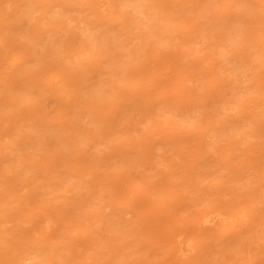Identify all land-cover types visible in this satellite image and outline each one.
I'll return each mask as SVG.
<instances>
[{
  "label": "bare ground",
  "instance_id": "obj_1",
  "mask_svg": "<svg viewBox=\"0 0 264 264\" xmlns=\"http://www.w3.org/2000/svg\"><path fill=\"white\" fill-rule=\"evenodd\" d=\"M140 1L141 2H144V1H148L149 3H147L146 5H141V4H143V3H140ZM139 2H137L138 4H136L135 3V1H133V2H131L130 1V3H129V1H127L128 3H124L123 2V0H0V12L2 13V12H5V13H7L8 12V14H10L9 16H14V15H16V16H14L15 18H18V20H16V22L18 21V23H15L14 22V26L16 25V24H18V27H19V29H21V27H23L24 25L26 26V23L28 24V22H29V20H32L33 19V21L35 22H37L38 23V26L40 25L39 23H45L44 25H46L47 24V28L48 29H55V28H57V27H59L60 29L63 27V26H65V25H68L69 26V28H76V29H78L79 30V32L76 34L75 32H74V30L73 31H71V30H69V32H72V35H73V32H74V35H73V37H72V39L74 40H72L71 41V34L69 33V32H67V29H68V27H64V31L65 32H67V34H70V35H64L63 33H62V35H64L63 37H69L70 38V40H68V38H67V40L65 39V41H64V39H62L63 41H61V42H65L64 44H62L60 41H59V39L62 37V35L61 34H59V35H61V37L59 38H57V39H55V37H54V40H55V42H58L59 41V43H61V44H59V45H61L60 47H54V48H56V50L58 49V51H55L54 49H53V51H54V53H58L60 50V48H61V53L63 52V54H65V57L67 58H69L67 61H65V62H67L66 63V65H65V67H67V68H69V70L71 71V68L72 69H75V67H76V65H77V62H78V65H79V61H81V63L80 64H82L81 65V67H78V68H80V69H82L83 70V67L82 66H84V64H85V66L84 67H86V65H87V68H89L90 67V69H89V71H92L93 72V70H94V68H95V64L93 65V60L94 59H97V63H99V61L98 60H100V59H98V57L97 56H101L104 52H105V47L107 46V45H109V44H111L110 46L111 47H109V48H111V49H113V45L114 44H116V45H118V44H121V42H123L124 43V41H123V37L122 36H120V35H122V34H124L125 33V29H126V27H133V29H130V31H131V34H133V35H135V34H137V35H135V36H137L136 37V39L137 38H140V40H142V39H145V38H147V39H150L151 41H153L154 43H157V45H158V47H160L161 48V46H164V45H167V44H169V45H171L173 48L174 47H177V48H182V51H180L179 53H180V55L178 54V51H176V52H174L175 53V55H179V57H176L177 58V60L180 58V57H183V56H189L190 54L192 55V53H194V51H195V48L197 49V46H196V44H200L202 41H203V39L205 38V39H207L208 37H207V34L209 33V34H217V33H220V38H218V40L215 42V43H218L219 45H220V48L221 49H223L222 50V52L224 51V50H226V49H228L227 48V46L228 45H232L233 46V48H234V46L235 45H237L238 43L236 42V41H234V40H236L235 38L236 37H238L239 35L240 36H242V35H244V32H246L247 34L246 35H248L249 37H251V38H255L256 40L254 41V44H252V46H254V48H256V46L257 47H262V45H263V47H264V2H258V1H256V0H242V2L241 3H233L234 1L233 0H222V3H220V4H222V9H224V10H220V11H218V12H220V14H218L219 15V17L217 18V17H215V16H212V15H209L208 17H210L208 20L205 18V24L203 25V27L200 29L199 27H197V25H198V22L196 21V19L194 20V18H193V16H192V18L190 17V15H192V14H194V13H199L200 14V12H206L207 13V11H210V12H212L213 11V9H214V7L217 5V3H218V1L219 0H190V1H188L187 3L188 4H191V5H189L188 7H187V11H186V9L183 11L182 9H181V7H180V5H178V4H176V9L175 8H173V7H171V9H168V7L169 6H167L166 8L164 7V8H159L158 7V4L159 3H157V6H156V4H153L154 6H155V8H152L153 10L151 11V3L150 2H152L153 3V1H151V0H140ZM156 2H158V1H160V0H155ZM161 1H163V0H161ZM168 1V0H167ZM167 1H165L166 3H167ZM192 1V2H191ZM221 1V0H220ZM229 1H230V3H229ZM264 1V0H263ZM146 2H144V4L146 3ZM164 2V3H165ZM171 2H172V0H171ZM175 2V1H174ZM179 2H181V0H179L178 1V3ZM190 2V3H189ZM231 2H232V4H231ZM140 3V4H139ZM162 4V5H165V4ZM149 4V6H150V9H148V7H147V5ZM179 4H181V3H179ZM187 4V5H188ZM98 5V6H97ZM175 5V4H174ZM173 5V6H174ZM177 5L180 7V9H178L177 8ZM234 6V9H232V11L230 10V6ZM236 5V6H235ZM257 5H259L258 7H259V10H261V11H257L259 14H258V17H257V14H256V16L255 17H257L258 19H259V21L257 22V26L256 27H252V26H250L249 25V27H248V25H246V23H248V21H250L249 20V18H247V15H246V13L244 12V11H253L256 7H257ZM121 6H123L122 8H121ZM128 6H129V9H125L126 7L128 8ZM137 6H141L142 7V9H138V7ZM153 6V7H154ZM166 6V5H165ZM181 6H183V5H181ZM255 6V8L254 9H252V7H254ZM1 7H3L2 9H1ZM89 7H91L92 8V11L93 12H91V13H87L86 12V9L87 8H89ZM157 7V8H156ZM160 7H161V5H160ZM121 8V9H120ZM185 8H186V6H185ZM217 8V7H216ZM215 8V9H216ZM251 8V9H250ZM147 9H148V11H147ZM14 11L15 12V14H13V13H10L11 11ZM177 11V13H178V10L180 11V10H182V12L180 11V13H181V17H180V14L178 13V15L177 16H175L174 14H177L176 12L174 13V11ZM258 10V9H257ZM10 11V12H9ZM256 11V10H255ZM255 11H254V13H255ZM185 12V13H184ZM134 13H137V15L136 14H134ZM139 13V14H138ZM182 13L183 14H185V16L184 15H182ZM186 13H191V14H186ZM252 13V12H251ZM4 14V13H3ZM12 14V15H11ZM198 14V15H199ZM205 14V13H204ZM248 14V13H247ZM139 15V16H138ZM187 15V16H186ZM254 15V14H253ZM195 16H196V14H195ZM93 17H95V18H93ZM96 17H98V18H100V20H98V19H96ZM117 17H119L120 18V20H116L117 19ZM197 17V16H196ZM256 18V19H257ZM257 19V20H258ZM201 20V19H200ZM8 22H9V20H7ZM122 23H121V22ZM134 21H138L139 23H140V25H138L139 26V30L140 31H137L135 28H134V26H133V24L134 25H136L137 26V23H135ZM33 22V23H34ZM6 24H7V22H5ZM113 23V24H112ZM10 24V23H9ZM115 24V25H114ZM116 24H118L117 26H116ZM35 25H37V24H35ZM44 25H41V26H39V27H41V28H43V27H45ZM6 26V25H5ZM8 26V25H7ZM17 26V25H16ZM38 26H37V28H38ZM62 26V27H61ZM75 26V27H74ZM26 27H29V26H26ZM196 27V28H195ZM13 28V27H12ZM37 28H36V26H35V29L33 30V31H35V32H33V31H31V30H29L28 29V31H31V32H28V35L31 33V35H33V37L35 36L34 34H38L37 32H36V30H37ZM254 28V29H253ZM256 28H257V30H259V35L257 34L256 36L254 35V33H256ZM136 30V32H135V30ZM26 30V29H25ZM62 30V29H61ZM62 30V31H63ZM120 30V32H118ZM1 31V30H0ZM43 31V30H42ZM48 31V30H47ZM57 31V30H56ZM6 32H7V30H6ZM44 32H46V31H44ZM49 32V31H48ZM55 32V31H54ZM205 33V35L204 36H201L199 39H197V37H199L202 33ZM8 33H10V32H8ZM16 33V32H15ZM34 33V34H33ZM43 33V32H42ZM57 33H58V31H57ZM56 33V34H57ZM119 33V34H118ZM135 33V34H134ZM184 33V34H183ZM201 33V34H200ZM241 33H242V35H241ZM17 34V33H16ZM200 34V35H199ZM18 35V34H17ZM24 35H27L26 33H24ZM30 35V38H32V36ZM39 35V34H38ZM126 34H124V36H125ZM203 35V34H202ZM3 35L1 34V37H2ZM10 36H12L13 38H14V35H10ZM23 36V35H22ZM6 37H7V35H6ZM19 37V36H18ZM245 37H247V36H245ZM47 38V37H46ZM51 38V37H50ZM128 38V36L126 35L125 37H124V40H126V42H127V40H129L130 39V37H129V39H127ZM132 38V37H131ZM210 38V37H209ZM135 39V40H136ZM213 39H214V37H213ZM239 39H241V38H239ZM17 40V39H16ZM31 39H29V41H30ZM51 40H52V38H51ZM134 40V39H133ZM139 40V41H140ZM249 40V39H248ZM252 40H254V39H252ZM252 40H250V42H252ZM37 41V40H36ZM67 41V42H66ZM70 41V42H69ZM132 41V39L129 41V43ZM146 40H142V43H141V41H140V44H141V46L142 45H144L143 43L145 42ZM211 41V40H210ZM229 43H227V42ZM237 41H238V38H237ZM240 41V46H241V40H239ZM9 42L12 44L13 42H14V40L13 41H10L9 40ZM96 42H98V45H97V47H96V51L94 52V50L92 49V47L93 46H95L96 45ZM115 42V43H114ZM136 42V41H135ZM134 41H133V43H135ZM148 42H149V40H148ZM214 42V41H213ZM28 43V42H27ZM39 43V42H38ZM43 43V42H42ZM40 44V45H36L37 46V48L40 46V47H44V44ZM132 43V42H131ZM151 43V42H150ZM150 43H147V41H146V44H145V48L147 49V51H149L150 53L153 51V53H151L152 55H150V56H153V54H154V48L153 47H157V45L155 46L154 44V46L152 47V46H149V47H146V46H148ZM214 43V44H215ZM51 44L52 43H50V44H48L47 46H48V48L50 47L51 48V53H52V46H51ZM113 44V45H112ZM125 44V43H124ZM193 44H195V46L193 47ZM211 44H212V42H211ZM251 44V43H250ZM24 45V44H23ZM22 45V46H23ZM28 45V44H27ZM54 45V44H53ZM63 45H65V46H63ZM128 45V43H126V46ZM139 45V44H138ZM256 45V46H255ZM9 46H10V48H9ZM18 46V45H17ZM17 46L16 45H9L8 43H6L5 41H4V38L2 37V39H0V63L2 64V62H1V60L4 62L5 61V63H6V76L10 73V71L14 68L13 66H15V65H17V63H21V61H20V58L22 57L21 56V53H20V51L18 50V48H17ZM58 46V45H57ZM115 46V45H114ZM124 46V45H123ZM122 46V47H123ZM203 47H205L204 45H202ZM27 47V46H26ZM38 48V49H42V51H43V48ZM131 47V46H130ZM133 47V46H132ZM152 48V50H148V49H151ZM157 47V51H159V48ZM231 47V46H230ZM69 48V49H68ZM90 48L92 49V50H90ZM115 48H119V47H115ZM124 48V47H123ZM122 48V49H123ZM128 48H129V46H128ZM127 48V49H128ZM134 48V47H133ZM139 48H142V47H139ZM166 48V47H165ZM236 49H237V47H235ZM234 48V49H235ZM259 48V49H260ZM65 49H67L66 51H64ZM72 49L74 50H76V52H75V50L74 51H72ZM230 49V48H229ZM239 49V48H238ZM258 49V51H261V50H264V49H261V50H259ZM118 50H120V49H117V52H119ZM134 50H136V48H134L133 49V52L135 53V51ZM137 50H140L141 52H142V50H143V48L142 49H137ZM136 50V53L135 54H137V51ZM174 50H176L175 48H174ZM231 50V49H230ZM233 50V49H232ZM37 51V50H36ZM47 51V53H49V49H47L46 50ZM71 51V52H70ZM78 51H80L81 53H83V51H86V52H84V53H86V54H84L83 53V55H85V57L84 56H82V54L80 53V52H78ZM120 51H122V50H120ZM130 52H131V49L129 50ZM198 51V50H197ZM197 51H195V52H197ZM244 51V50H243ZM25 52V55H28L27 54V50H25L24 51ZM66 52H69V54H67ZM77 52L79 53V55H76L77 54ZM88 52V53H87ZM112 52H116V50L114 51V50H112ZM115 53V54H118V53ZM144 52H145V49H144ZM168 52V51H167ZM200 52H201V49H200ZM225 52V51H224ZM264 52V51H263ZM53 53V54H54ZM61 53H59V54H57V56L55 57V60H56V58H60L61 56H63V55H60ZM71 53V54H70ZM75 54V56L74 55H72V54ZM121 53V52H120ZM119 53V54H120ZM149 54L148 52H145L144 54L147 56V54ZM162 53V52H161ZM160 53V54H161ZM219 53H221V50H219ZM245 53V52H244ZM260 53V52H259ZM38 54H39V52H38ZM40 54H42L41 52H40ZM46 54V53H45ZM45 54L43 55V58H44V56H45ZM81 54V55H80ZM158 54H159V52H158ZM214 54V53H213ZM226 54V53H225ZM48 55V54H47ZM50 55V54H49ZM58 55H60V57H58ZM67 55V56H66ZM97 55V56H96ZM124 54H122L121 56H123ZM133 55V54H132ZM201 56H202V54H200ZM199 55V56H200ZM238 55V54H237ZM73 58H72V57ZM76 56H77V58L79 57V61L78 60H76L77 58H76ZM91 56V57H90ZM94 58H93V57ZM97 58H96V57ZM134 56H136V55H134ZM150 56H148V57H150ZM206 56V55H205ZM225 56V55H224ZM223 56V57H224ZM227 56V55H226ZM225 56V57H226ZM244 56V55H243ZM246 56V55H245ZM35 57H36V55H35ZM52 57H54V56H52ZM64 57V56H63ZM65 57H64V59H65ZM75 57V58H74ZM82 57V58H81ZM86 57H89V59L88 58H86ZM159 58H160V55L158 56ZM196 57H198V55L196 56ZM225 57H224V59H225ZM247 57V56H246ZM261 57V56H260ZM24 58V57H23ZM40 58L41 59H39V56L37 55V58H35L36 60L33 62V63H31V65L33 64V66L35 65V67H37L36 65H39L38 63H37V59H39L40 61H43L42 63H44V60H42V55L40 56ZM91 58H93V59H91ZM119 58H120V56H119ZM121 58H123V57H121ZM147 58V57H146ZM156 58V57H155ZM161 58H163V56L161 57ZM244 58V57H243ZM248 58V57H247ZM264 58V57H263ZM262 58V59H263ZM27 59V58H26ZM28 59H29V61H31L30 59H32V57H28ZM27 59V60H28ZM54 59V58H53ZM62 59L63 58H60V60L61 61H58V63L59 62H62ZM85 59H87V60H85ZM104 59V58H103ZM118 59V58H117ZM138 59V58H137ZM148 59V58H147ZM152 59H153V57H152ZM152 59H150V61L152 60ZM158 59V58H157ZM156 59V60H157ZM194 59V58H193ZM228 59V58H227ZM32 60H34V59H32ZM49 60H50V58L49 59H47L46 61H48L47 62V64H49ZM89 60H92V61H90V62H86V61H89ZM161 60V59H160ZM180 61H181V59H179ZM190 60V59H189ZM206 60V59H205ZM223 60V59H222ZM264 60V59H263ZM22 61L24 62V60L22 59ZM28 61V62H29ZM40 61H38L39 63H40ZM54 61V60H53ZM69 61L70 62H73L74 63V65H75V67H73L71 64L70 65H67L68 63H69ZM85 61V62H84ZM104 62H105V59L103 60ZM101 62L100 61V63H103L104 64V62ZM153 61V60H152ZM163 61V60H162ZM191 61V60H190ZM197 61H198V59H197ZM218 61V60H217ZM240 61H242V60H240ZM249 61V65H248V67L249 68H251L250 67V60H248ZM22 62V63H23ZM82 62H84V63H82ZM124 62V61H123ZM183 62V63H182ZM182 62H177V63H179L177 66H178V68H179V70L177 71V74H178V76H179V73L184 69L183 67H181V68H183V69H180V66H182L181 65V63L184 65V63H186L185 61H182ZM188 62V61H187ZM201 62V61H200ZM214 62V61H213ZM233 62V61H232ZM19 63V64H20ZM35 63V64H34ZM37 63V64H36ZM46 63V62H45ZM44 63V64H45ZM57 63V64H58ZM72 63V64H73ZM87 63V64H86ZM99 63V66H97V68L98 67H102L101 69H103V71H101V72H104V68L105 67H107V68H105V69H109V70H111L110 71V73L108 72V70H106L105 72H108L109 73V75L110 76H113L115 73H116V69H118L119 68V66L121 67V69L122 68H124V67H122V65H118V64H120V63H118L117 65H118V67L117 68H115L114 66V68L112 67V68H109L108 66H105L104 68H103V64L101 65ZM157 63V62H156ZM161 62H158L157 63V65H156V67H157V69L158 68H161V67H159ZM190 63V62H189ZM192 63V62H191ZM195 63V62H194ZM216 63V62H215ZM252 63V62H251ZM18 64V65H19ZM23 64H25V63H23ZM43 64V65H44ZM46 64V65H47ZM51 64V63H50ZM60 64V63H59ZM59 64H58V67H59ZM88 64H90V66L88 65ZM107 63L105 62V65H106ZM116 64V63H115ZM152 64V63H151ZM173 64V63H172ZM212 65H214L213 63H211ZM211 64H209V63H201L199 66H196L195 64L193 65V64H189L190 66H189V68H188V71H189V73L185 76V78H181L182 77V72H184V71H186V69H184L182 72H181V77L180 78H178V77H176L175 79L173 78V80H174V82L177 84V82L178 81H180V82H178L179 84H177V85H175L176 87H175V89H173L174 90V92L172 93V92H170V95H169V93H167L166 91H168V89H171V87L169 88V86L167 85L168 83H167V79H166V75L165 74H167L169 77H171L169 74H168V72H169V70H167L166 68H169L170 67V65L169 66H165L164 64H162L161 63V65L164 67L163 69H165V73L164 72H162L163 70H162V68H161V72H160V74L158 73V72H156L157 70H155V72H156V74L158 75V77H156V78H159L160 80H161V82H162V78H160V76L159 75H161V73H162V76L163 75H165L164 77H165V79H163V83H164V81H165V83H166V86L164 85V87L166 88H162V86L161 87H158L157 86V88H161L160 90H158L159 92L156 94V96H155V101L152 99V98H150L149 99V97H152L151 96V92L150 93H148L149 91H148V89L146 90L145 88H147L146 86V82H145V80H144V82L143 81H141V80H143V76L140 74V72L141 71H139L138 73H137V71L138 70H135V69H132V67H131V72L129 71V70H127V69H125L124 68V70H126V71H129V73L128 72H126L129 76H131V75H133L134 76V73H133V70H134V72H136L135 73V76L137 77V78H140V76L142 77V79L140 80H138L137 78L136 79H134V81L135 80H137V82H140V86H139V83H138V86L139 87H145L144 89H145V91H148L147 93H145L144 95V97H143V99H145L144 100V102L141 100L140 102L138 101L137 102V104H136V102H135V107H134V109L136 108V106H137V111H138V113L136 112L135 113V111H136V109L134 110L133 109V107H132V110L131 109H129L128 110V114H129V111L131 112V113H135V116L133 115V114H131L130 116H134L133 117V119L134 118H136L135 119V121L137 120H139V122L138 123H136L135 122V124H139V125H141L140 123H144V125H143V127L145 128V131L143 130L142 132H141V135L140 134H137V135H134L131 131H128V130H130L131 128H130V126H131V123H132V121L133 120H131V123L129 122V117L127 118V122L126 123H128V125L127 124H125V126L122 128V126L120 127V133L118 132L117 134H118V136H117V134H116V137H115V139H117V137H124L125 138V136H127V133L129 132V133H132L134 136L133 137H130L129 139H122L121 140V142H119L118 143V141L121 139L120 137L117 139V141H115L114 140V136H115V134H114V136L112 137H110V138H113V141H112V144L114 145V143H115V145L113 146V148H115V146H116V148L118 147H120V146H117L118 144L119 145H121V149L120 150H122L123 152L124 151H127V153L129 152L130 154V156H128V154H127V156H124V157H122V156H119V158L120 157H122L121 158V166H123L124 165V167H126L128 164V162L129 161H134L133 163H134V167H135V163H136V165L137 164H139L140 166H139V168H137V169H141L140 167L141 166H143L142 168V170H140L142 173H144V169H146V163H148L149 161H151V157L149 156V151H147L148 150V148H149V150H151V154H152V156L154 155L153 154V152L154 151H156V150H159V156H156V154H155V158H152L153 160H152V164H153V161H155L154 162V164H153V167L154 168H157V170L154 172V174H152L153 175V177L155 176V174H157L158 173V175L160 174V173H164L163 175H161L160 177H158V178H155V183H157V185H156V191L153 193V192H151V193H149V194H144L142 191L143 190H145V189H141L140 188V191L142 192V194H143V196L145 197V198H147V200H148V198H150V199H152V198H154L155 199V201L156 200H158V199H160V198H163L162 200H167V198L165 199V197H167V196H169V200L168 201H170V199H171V201L173 200V198L176 196V195H179V192L180 191H182V189L181 188H183V191H185V190H188L187 189V187H186V189H185V187H182L183 185L184 186H186L185 184H184V180L182 179H180L182 176H183V173H184V175H186V173L188 172L187 171V169L186 168H190L189 166H191L193 163L194 164H197V166L196 167H193V169H189V170H193V174H195V175H197V176H199L200 177V180H205L206 178H210V177H212L213 176V173L214 172H216L215 174H214V180H215V182H216V180H223V181H227V183H228V181H229V183H234L235 185L238 183L239 185L237 186H235L236 188H240V187H243V189L245 190V188H244V186H250V190H249V192L246 190V192L244 191V190H241L240 192H242V191H244L243 193L245 194V195H247V194H249L248 196H245V198L246 197H249L247 200H250V199H254V196L255 195H261V196H263V198L261 197V203H260V208L264 211V206H262L263 204H264V189H263V185H262V183H263V181H264V178L262 177L261 178V180L260 181H262V183L260 184V188H259V192L257 191V185H254L253 183H255L256 181V179H258V177H259V175H261V173L259 174V175H257L258 174V172L255 174V175H252V176H248L246 173H248V171H249V169L251 168V167H248V161H250V162H252V159H255V157L256 158H258L259 160L255 163L254 161L255 160H253V163L254 164H256V165H254V164H252V166H255V167H258L259 165H257V164H261V165H263L262 167H264V160L263 161H261V158H263L264 157V134H262L263 133V131H264V124H263V121H264V81L263 82H261L260 81V78H262V77H260V78H258L257 77V75H254L253 76V78H251L250 80H249V84L247 85V83L248 82H245V85H247V86H244V85H240V82H239V85H238V83H236L237 85L236 86H234L233 84H232V82H233V77H232V75H233V72H232V70L233 69H231L232 68V66H226V67H223L222 68V70H221V72H219L218 73V71L217 72H211V69H213V68H211L210 70H208L207 69V65H211ZM16 66L17 68H16V70H18L19 69V67L20 68H22L21 66H23L22 64H21V66ZM61 65V64H60ZM128 65V64H127ZM143 65H145V63H143ZM153 66H155V64L153 63L152 64ZM174 65V64H173ZM172 65V66H173ZM185 65H188V63L187 64H185ZM234 65V64H233ZM243 65H244V63H243ZM253 65V64H252ZM39 66H41V65H39ZM57 66V65H56ZM63 67H64V65H62ZM62 66H60V67H62ZM70 66V67H69ZM116 66V65H115ZM153 66H152V68H153ZM209 66H208V68H209ZM235 66V65H234ZM237 66V65H236ZM44 67V66H43ZM46 67V66H45ZM51 67V66H50ZM52 67H54V65L52 66ZM91 67L93 68V70L91 69ZM217 67V66H216ZM247 67V69L249 70V68ZM28 67H24V69H27ZM47 68V67H46ZM177 68V69H178ZM246 68V67H245ZM254 68V67H253ZM76 69H77V67H76ZM99 69V68H98ZM16 70L14 69V71L16 72ZM41 70V69H40ZM43 70V69H42ZM41 70V71H42ZM50 70V69H49ZM54 69H52V71H53ZM113 70V71H112ZM153 70H154V68H153ZM159 70V69H158ZM181 70V71H180ZM217 70H218V68H217ZM239 70V69H238ZM14 71H12V72H14ZM21 71H25V70H23V68H22V70H19L17 73H20ZM57 71V70H56ZM85 71H87V70H83V72H85ZM215 71V70H214ZM256 71V70H255ZM5 71H3L2 73H4ZM12 72L10 73V74H12ZM54 73H55V71H53ZM63 72H65V71H63ZM81 73V75L82 74H84V73ZM97 72H99V71H96V73ZM25 74L26 73H28L27 72V70L24 72ZM24 73H22V74H24ZM48 73H50V71L48 72ZM86 73V72H85ZM91 73V72H90ZM96 73H94V74H92V76L94 75L95 76V74ZM108 73H106V74H108ZM125 73V74H126ZM164 73V74H163ZM184 73H186V72H184ZM240 73V72H239ZM258 73V72H257ZM9 74V75H10ZM18 75L17 77H19V78H21L20 79V81L21 80H23L22 79V76L23 75ZM58 74H60V71H58ZM123 74V73H122ZM123 75L122 76V78L123 79H126L127 78V74L126 75ZM140 74V75H139ZM155 74V75H156ZM215 74H217L218 76H219V82H221V84L219 85L218 83L217 84H215V80H209V78L211 77V75H215ZM247 74V73H246ZM39 75V74H38ZM50 75V74H49ZM55 75V74H54ZM65 75H67L68 76V74L67 73H65ZM71 75H74V74H70V77H71ZM81 75H80V77H81ZM87 77H89L88 75H89V73H88V71H87V73L85 74ZM85 75H83L84 76V79H86V77H85ZM97 75V74H96ZM100 76H101V74H99ZM139 75V76H138ZM154 75V76H155ZM176 75V74H175ZM216 75V76H217ZM241 75V74H240ZM26 76L27 75H25V76H23V78H26ZM45 76V75H44ZM43 76V77H44ZM52 76V75H51ZM50 76V77H51ZM56 76V75H55ZM104 76V75H103ZM117 76V75H116ZM168 76H167V78H168ZM242 76V75H241ZM63 77H64V75H63ZM97 77V76H96ZM105 77V76H104ZM184 77V76H183ZM36 78H38V77H36ZM40 78H42V75H41V77ZM47 78V77H46ZM73 78V77H72ZM79 77L78 76H76L75 78H73L74 79V81H76V79H78ZM83 78V77H82ZM101 78V77H100ZM99 78V79H100ZM112 77H110L108 80H110ZM120 78H121V76H120ZM122 78L120 79V80H122ZM131 78V77H130ZM156 78H154V79H156ZM172 78L170 79L171 80V86L172 87H174L173 86V84H175L174 82L172 83ZM178 78V79H177ZM204 78H207L208 80H204L203 81V79ZM235 78V77H234ZM243 78V77H242ZM248 78V77H247ZM32 79H34V78H32ZM39 79V78H38ZM53 80H55V82L59 79L58 77H56V78H52ZM81 78H79V80H80ZM117 79V78H116ZM155 80V81H153V83L154 84H157V85H159L160 84V80ZM183 79L185 80V81H183ZM186 79H188L189 81H191L190 83H189V85H188V82L186 81ZM244 79V78H243ZM17 80V79H16ZM15 80V81H16ZM19 80V79H18ZM25 80V79H24ZM68 80H69V78H68ZM78 80V82H80L81 83V81H83V80H81V81H79ZM247 80V79H246ZM264 80V79H263ZM30 81V80H29ZM49 81V80H48ZM47 81V82H48ZM98 81V80H97ZM103 81H104V78H101L98 82H94V84H91V86H97L98 84V86H101L102 84H104L103 83ZM112 81H114L113 79H112ZM236 81V80H235ZM22 82V81H21ZM33 82H36V81H33ZM33 82H31L33 85H34V83ZM38 82V85H39V83H40V79H39V81H37ZM84 82H87V80L86 81H83V83ZM122 82V81H121ZM158 82V83H157ZM184 82V83H183ZM186 82V83H185ZM202 82H205L204 84H206V88L205 87H203L204 86V84H202L201 85V83ZM42 83H43V81L41 82V85H42ZM87 83H89V82H87ZM86 83V84H87ZM115 83H117L116 85H118V82H114L113 84L115 85ZM141 83L143 84V85H141ZM152 83V84H153ZM183 85H182V84ZM192 83H193V85H192ZM242 83V82H241ZM47 84V86H48V84L49 83H43V85H46ZM77 84V83H76ZM86 84H84V85H86ZM106 84H107V81H106ZM111 82H110V86H111ZM112 84V85H113ZM122 84V83H121ZM136 84V83H135ZM181 84V85H180ZM185 84H187L186 86H185ZM37 85V86H38ZM146 85V86H145ZM180 85V86H179ZM35 86V85H34ZM90 86V87H91ZM97 86V87H98ZM36 87V86H35ZM39 87V86H38ZM38 87H36V88H34V89H36V92L38 91V90H40L41 88H38ZM41 87V86H40ZM79 87V86H78ZM86 87V86H85ZM97 87H95V88H93V89H91V90H94V91H96V92H99L98 91V89H97ZM103 87H105V85L103 86ZM115 87V86H114ZM133 87H134V85H133ZM135 87H136V85H135ZM134 87V88H135ZM139 87H138V89H139ZM217 87L219 88V91H216V89H217ZM12 88H13V86H12ZM18 88L19 89H21L20 87H17V89H16V91L18 90ZM43 88V90L45 89L44 87H42ZM47 88V87H46ZM54 88V87H53ZM67 88H68V83L67 82H65V81H63L61 78L59 79V81L57 82V84H56V87L54 88V90H58V93L60 92V93H64L63 94V96H60L61 97V101L60 102H58L59 104H60V106L59 107H65V106H67L68 105V102L69 103H71L72 101H71V95L69 94V93H65V91L67 90ZM109 88V87H108ZM121 88H122V90H123V84L121 85ZM133 88V89H134ZM202 88H205L204 90L202 89ZM34 89H32L33 90V93H34ZM79 89V88H78ZM101 89H102V87H101ZM107 89V88H106ZM111 89V88H110ZM118 89H120V88H118ZM215 89V90H214ZM31 90V91H32ZM72 90H73V88H72ZM81 90H83L82 88H81ZM80 90V91H81ZM135 90H137V89H135ZM166 90V91H165ZM172 90V89H171ZM172 90V91H173ZM192 90H194L192 93L190 92V91H192ZM15 91V94H17V92ZM20 92H22L20 95L22 96V98H24L23 96L25 95V96H28L29 94H27V92L25 93L24 92V90H19ZM40 91H42V90H40ZM78 91V90H77ZM102 91V90H101ZM46 92H47V90H46ZM79 92V91H78ZM114 92H115V90H114ZM24 93V94H23ZM32 93V92H31ZM41 93V92H40ZM50 93H51V91H50ZM82 93H84V91L82 92ZM103 93H104V90H103ZM134 93H135V91H134ZM243 93H245V95L247 94V95H251L252 94V96H250V98H252V100H249V101H247V103H250L251 101H252V104L251 105H246V103L244 102H242V99H243V96H244V94ZM23 94V95H22ZM57 94V93H56ZM105 94V93H104ZM113 95H114V93H112ZM132 94H133V92H132ZM18 95V94H17ZM20 95H18L19 97H21ZM31 96L33 95V94H30ZM37 95H40V94H36L35 96H37ZM93 95H94V93H93ZM113 95H112V97H113ZM18 96H16L17 98H18ZM31 96H29V97H27V98H30ZM75 95H73V97H74ZM78 96H80V95H78ZM102 96H104V95H102ZM108 96V95H107ZM110 96H111V94H110ZM133 96V95H132ZM148 98H147V97ZM32 97H34V95L32 96ZM38 97V96H37ZM37 97H34V98H37ZM52 97H54V96H52ZM86 97V96H85ZM95 97H98L97 95L95 96ZM178 97V98H177ZM245 97V96H244ZM17 98L15 99L16 101H18L19 100V98H18V100H17ZM21 98V99H22ZM34 98H33V100L31 99H26V98H24V99H26L25 101L26 102H24L25 104L27 103V105L29 106L30 104L32 105V103H30L31 101H34ZM56 98V97H55ZM104 98V97H103ZM128 98V97H127ZM135 98V97H134ZM20 99V100H21ZM24 99L22 100V101H24ZM108 99H110V98H108ZM151 99L154 101V102H152L151 101ZM247 99V98H246ZM28 100V101H27ZM52 100H54V99H52ZM56 100H58V99H56ZM73 100V99H72ZM220 100H221V102H220ZM75 101V100H74ZM100 101L102 102V100H101V98H100ZM104 101V100H103ZM151 102V104H148V102ZM220 102V104H218V105H215V107H212L213 106V102ZM96 102H97V100H96V98H94V100H90V102H89V104H88V106L90 107V113H92V114H97V113H99L100 112V110L99 111H97V109H96V107H95V104H96ZM98 102H99V100H98ZM106 102V101H105ZM142 102L144 103V105H141L142 104ZM108 103V102H107ZM243 103V104H242ZM102 104V103H101ZM124 104L126 105L127 103H125L124 102ZM129 104V103H128ZM128 104H127V106L125 107L124 106V108H129V106H128ZM131 104V103H130ZM55 105V104H54ZM77 105H79V103H76L75 104V106H77ZM103 105V104H102ZM14 105H13V103L12 102H8L7 103V107H9V109H10V112H11V108H13L14 109V107H13ZM26 106V105H25ZM53 106V105H52ZM69 106V105H68ZM100 106V105H99ZM104 106V105H103ZM119 106V105H118ZM132 106V105H131ZM131 106H130V108H131ZM139 106V107H138ZM58 107V108H59ZM81 107H83L82 106V104H81ZM80 107V108H81ZM121 107V106H120ZM145 107V108H144ZM2 108H3V106H2ZM52 108H54V107H52ZM127 108V109H128ZM146 109V108H148L147 110H145V112H144V109ZM218 108H222L223 109V111L225 112V114L226 115H223V118H219V117H217V115L218 114H220V115H222V112H219V110H218ZM4 109H6V108H4ZM15 109H18V108H15ZM67 109V108H66ZM66 109L64 110L65 112H67L66 111ZM82 109V108H81ZM103 109V108H102ZM58 110H61V109H58ZM63 110V109H62ZM76 110V109H75ZM83 110H84V108H83ZM82 110V112H84ZM104 110V109H103ZM122 110H123V112H125L124 110L125 109H123L122 108ZM121 110V111H122ZM143 110V111H142ZM14 111H16V110H14ZM18 111V110H17ZM30 111V110H29ZM47 111V110H46ZM45 111V112H46ZM81 111V110H80ZM86 111H88V110H86ZM127 111V110H126ZM221 111V110H220ZM3 112L5 113V112H9V111H4L3 110ZM13 112V111H12ZM54 112V111H53ZM79 112V111H78ZM97 112V113H96ZM141 112V113H140ZM14 113V112H13ZM21 113H22V111H21ZM25 113V112H24ZM51 113H52V110H51ZM59 113V112H58ZM115 113V109H114V111L110 108V107H108V109H106L105 110V114H110V115H113ZM233 113V114H232ZM6 114H9V115H4V116H2V118H0V132L3 134L6 130H8L9 129V124H10V120H11V117H12V114H10V113H6ZM15 114H17V113H15ZM26 114V113H25ZM32 111H31V114L29 115L30 116V121L34 118L33 116H32ZM61 114V113H60ZM64 114H66V113H64ZM68 114H70V113H68ZM80 114V113H79ZM123 114L124 115H128V114H125V113H122V117H123ZM136 114H139L138 116L136 115ZM2 115H3V113H2ZM36 115V114H35ZM46 115V114H45ZM44 115V116H45ZM49 115V114H48ZM85 115V114H84ZM219 115V116H220ZM24 116V115H23ZM23 116L21 117V115H20V117H18V118H23ZM27 116V115H26ZM36 116H39V115H36ZM87 117L85 118V119H89V117H88V115H86ZM98 116V115H97ZM137 116V117H136ZM17 117V116H16ZM63 117H64V115H63ZM65 117H68V115L66 114L65 115ZM64 117V118H65ZM77 117H78V114H77ZM101 117H103V116H101ZM48 118V117H47ZM55 118V117H54ZM57 118H61V115L59 116V117H57ZM73 118V117H72ZM79 118V117H78ZM95 118H96V116H95ZM98 118V117H97ZM119 118V117H118ZM139 118V119H138ZM27 119V118H26ZM26 119H25V121H26ZM36 119L34 118V120H32L30 123L28 122V123H24V124H21V121L19 122L20 124L18 125L17 123H15L14 121V124H13V126L12 125H10V126H12L10 129H11V131L13 132V130H14V132H13V134H12V140L11 141H13L12 142V144H13V146L14 147H11V151L12 152H14V153H16L17 152V150H19V152L20 153H22V155L20 154V153H18V155L20 156H16V159H17V157H19V159L18 160H12L13 158L10 156V159L9 160H6V157H5V155H4V159L3 158H1L0 157V164H3L2 166L3 167H1V169H0V261L2 260V259H6L7 257V255L9 256L7 259L9 260V263L10 264H43V263H40V261L38 260V258L40 257V256H44V254L43 253H45V251L48 249V247L49 246H51V248H50V250H52V251H50V252H54V254L52 255V256H54L55 255V253L57 254V253H61V251H60V249H62V246L64 245V242H67L68 240H62V238H60V237H58V239H60V242L62 243V241H64L63 242V244H61L60 245V243H59V241H58V239H56V240H52L53 241V243H55V242H58V244L59 245H57V246H52L51 244L52 243H50V245H46V246H48V247H43V246H40V245H37L36 246V244L37 243H39V241H41V240H45L46 241V239H48L47 237L51 234V232L53 233V231H55L56 233L58 232V233H61L60 231H58V229L59 228H61V227H59L57 224V222H58V218L57 217H54L53 216V214L50 212V211H48V209H46L45 207H43V205L41 206V205H39V204H41L40 202H39V204H37V202L36 201H34V202H36V203H33V204H35V205H38L37 206V210H36V213H35V211H34V220H33V225L31 224V225H29V227H33V230H31V231H28V233L26 232V234H27V236L26 237H28L29 235L30 236H33V238H34V240H32V238H30L31 239V243H33V244H35V245H33V244H30V242H28L27 243V241H26V239H24L23 238V240L21 241L22 242V244H25V242H26V244H25V246L24 247H22L21 248V246L20 247H18V246H11V243H10V245L8 244V238H9V236L11 235V231H13L14 230V227L13 226H8V225H6V224H8L10 221H11V217H10V215L12 216V213L13 212H9V210H11V208L13 207L14 208V202L15 201H17V202H19V199H21L20 200V202H19V204L20 205H18V208H19V206H20V208L21 207H25V206H27L28 204L30 205V200L33 198V199H35L34 197H32V198H30L31 196L29 195V197L27 196L28 194H27V192L29 191V189H31V190H33V192H34V190H36V189H38V188H41V186L43 187H45L46 185H47V182H48V180L49 179H51V177H49V179L48 180H46V182L44 181L43 182V184L41 183V186H40V182L41 181H39L40 180V178H41V180L43 181L44 179H46V176H48L49 174H41L40 175V173H39V177H35V176H32V172H33V174L35 173L34 171H36L37 173L36 174H34V175H38V170H34V166L32 165V163H33V161L31 162L30 161V157L27 155H25V153L28 151V149L29 148H31L30 146H32V145H35L36 144V142L34 143V144H32L33 143V141H35V140H37V142L38 141H40V136H43V135H45V133H46V135L49 133V131H47L46 132V130H53V129H50V124H47L46 123V129L45 128H41V129H39L40 127H41V125H40V123L42 124V126L44 127L45 125H44V123H45V121H44V117H42V118H40V119H38V120H40V121H38V122H36L35 121ZM42 120V121H41ZM60 120V122H61V119H59ZM77 119H74V120H72L71 122H74V121H76ZM83 120V119H82ZM81 120V121H82ZM100 120V119H99ZM16 121V120H15ZM29 121V120H28ZM44 121V122H43ZM65 121V120H64ZM86 120H84V122H85ZM97 121V120H96ZM108 121V120H107ZM126 120H124L123 122H125ZM16 122H18V121H16ZM40 122V123H39ZM83 122V123H84ZM119 122V121H118ZM12 123V122H11ZM59 123V122H58ZM66 123V122H65ZM97 123H98V121H97ZM97 123H95V124H97ZM15 124H17L15 127H14V125ZM39 124V125H38ZM99 124V123H98ZM111 124V123H110ZM47 125H48V127H47ZM64 125V124H63ZM62 125V126H63ZM72 125V124H71ZM94 125V124H93ZM100 125H101V120H100ZM116 125L117 124H115V128H116ZM137 125H135V127L137 126ZM138 125V126H139ZM157 125V126H156ZM159 125V126H158ZM201 125H203L204 127H202ZM32 126V127H31ZM98 126V125H97ZM126 126H128L129 128H126ZM182 126V128H183V126H184V129H186L187 127H190V129H189V132H191V131H193V130H195V132H196V130H197V132L196 133H199L200 132V134L202 133V131L200 130H198L200 127H202L203 129H204V131L203 132H205V134L209 137V146L211 147L212 145H210V144H214L211 148H210V150H212L213 151V148H214V152L212 153L213 154V156H212V154H211V158L212 159H210L209 160V157L207 156V154L205 155V157H207L208 158V160L210 161V162H206V161H208L207 160V158L205 159L204 157L203 158H201L200 160L199 159H197V156L198 155H201V153L204 151V150H200L199 149V147L200 148H202L200 145L202 144H200V143H197L199 140V138H201L200 137V135H198V134H193V133H191L190 135H187V136H183L184 138L183 139H181V137H178V136H176V134H175V131L177 132V129L179 128V127H181ZM19 127H21V132H29L28 134H30V136H28V135H25L27 138H29V140H28V145H27V147H26V144H27V142L25 141L22 145L24 146V147H26L27 148V150L25 149V153H23V152H21L20 151V149L19 148H17L18 146H16L15 147V144L16 145H18L19 144V139H17L18 138V134L16 133L17 132V130H18V128ZM35 127L36 128H38V129H36V130H39L40 131V133H38V134H36V132H35V134L33 133H31V130L32 129H34L35 130ZM66 124H65V127L63 126V133L64 132H66L67 131V129H66ZM186 127V128H185ZM12 128H16V129H12ZM73 129H74V127H72ZM76 129H77V127H75ZM92 128V127H91ZM99 127H97V129H98ZM142 128V127H141ZM192 128V129H191ZM65 129H66V131H65ZM72 129V130H73ZM16 130V131H15ZM33 130V131H34ZM112 130V129H111ZM115 130V129H114ZM122 130H123V132H122ZM124 130H125V133H124ZM127 130V131H126ZM140 130V129H139ZM179 130V129H178ZM84 131H86V135H87V138H90L91 137V134H92V132L91 131H89V129H85ZM83 131V132H84ZM118 131V130H117ZM184 131V130H183ZM199 131V132H198ZM68 132V131H67ZM72 132V131H71ZM70 132V133H71ZM81 132V131H80ZM100 132H102V131H100ZM100 132H98V133H100ZM110 132V131H109ZM112 132H113V130H112ZM194 132V131H193ZM54 133H56V132H54ZM57 133H59V132H57ZM56 133V134H57ZM89 133V134H88ZM97 133V134H98ZM107 133H108V131H107ZM116 133V132H115ZM129 133H128V136H129ZM185 133V132H184ZM64 134H66V133H64ZM80 134V133H79ZM121 134V135H120ZM123 134V135H122ZM104 135V134H103ZM109 135V134H108ZM183 135V134H182ZM22 136V134L20 133V137ZM25 136H24V138H25ZM50 136H52L53 137V141H52V143H51V145H49V146H52L53 145V142L55 141H57V137L55 138L54 137V134L53 135H49V136H45L44 137V139L43 138H41V142L38 144V146L40 147V146H42V148H41V153H43L44 151H43V149H45L44 147L47 145L46 143H44L43 144V142L42 141H44L45 140V138H46V141L45 142H47V139L49 140L50 139ZM55 136H58V134L57 135H55ZM35 137H38V139H33V138H35ZM64 137V136H63ZM98 137H100V136H98ZM108 137V136H107ZM54 138L56 139V140H54ZM76 138V137H75ZM97 138V137H96ZM127 138V137H126ZM230 139V140H227V139ZM94 139V138H93ZM105 139V138H104ZM208 139V138H207ZM206 139V140H207ZM225 139L227 140V141H229L228 142V149H236L237 150V148H238V150H240L241 148H240V146H241V144H242V142H245V143H248V144H246V145H244V146H247L245 149H243L240 153H236L235 154V150H233L234 152H231V154L232 153H234L235 154V157H237L236 159H239L238 158V156L239 157H241L240 155H242V157L240 158L241 160H242V163L244 164V166L243 167H241L240 168V166L238 167L237 165H235V164H232L231 162H229L228 161V165H227V170L226 169H224V170H226L227 171V173H221V174H218L217 173V171L218 170H220V168L221 169H223L224 168V166H225V164H222V163H220V165L218 166V164H219V159H218V161H216V156L217 155H219L220 154V156L223 154V153H226V152H220L219 151V146H218V144L217 143H210V141H212V142H217V141H219V140H223L224 142H225ZM59 140V139H58ZM60 140H61V137H60ZM61 141H63V140H61ZM61 141L60 142H58L60 145H56L55 144V142H54V145H56L57 147H54V149H51V150H49L48 152H50V151H53V152H50V153H52L51 155L53 156V154H55V153H58L59 152V150L57 151V149L58 148H61L60 146H67L68 144H69V142H68V144L66 143V139L61 143ZM96 141V140H95ZM94 141V142H95ZM195 141H197V142H195ZM73 142V144H82L83 142L81 141V143H79V142H77V143H74L75 141L73 140L72 141ZM87 142V141H86ZM182 142H184V143H186V144H188V145H191L193 148L191 149V153H192V156H193V158L195 157V159H192V160H188L189 158L188 157H186V155H187V153H186V155H185V149H184V146L182 147L181 146V144L180 143H182ZM223 142V143H224ZM20 143H21V141H20ZM41 143L43 144V145H41ZM57 143V144H58ZM67 145H66V144ZM71 143V142H70ZM92 143V142H91ZM97 143H98V145H96L98 148H99V144H100V147H101V145H103V144H101L102 143V140L100 141V140H98L97 141ZM116 143H117V145H116ZM241 143V144H240ZM62 144V145H61ZM72 144V143H71ZM70 144V146H72ZM111 144V143H110ZM217 144V145H216ZM222 144V143H221ZM227 143H225V145H226ZM22 145H19V147H21ZM53 145V146H54ZM85 145V144H84ZM177 145V146H176ZM224 145V146H225ZM48 146V147H49ZM52 146V147H53ZM78 146V145H77ZM90 146V145H89ZM104 146H106V145H104ZM110 146V145H109ZM148 146V147H147ZM190 146V147H191ZM222 146V145H221ZM220 146V147H221ZM29 147V148H28ZM35 146H33V148H34ZM38 147V148H39ZM68 147V146H67ZM87 147H88V145H87ZM91 147V146H90ZM112 147V146H111ZM188 148H189V146H187ZM55 148H57V149H55ZM82 148H83V144H82ZM102 148H104V147H102ZM115 148V150L117 151V149ZM224 148V147H223ZM84 149H86V147L84 146ZM83 149V150H84ZM94 149V148H93ZM100 149V148H99ZM108 149V148H107ZM141 149V150H140ZM31 150H32V148H31ZM36 150L37 149H35V151H34V154L36 155L37 154V152H36ZM39 150V149H38ZM37 150V151H38ZM92 150V149H91ZM115 150H114V152H115ZM171 150H173V152L171 153L170 151ZM209 150V152L211 153L212 151H210ZM226 150V149H225ZM46 151V150H45ZM88 151H90V150H88ZM87 151V152H88ZM101 151H103V150H101ZM113 150H112V148H111V152H112ZM224 151V150H223ZM38 152H40V151H38ZM47 152V153H48ZM100 151H98V153H99ZM110 152V153H111ZM117 152H119V150L117 151ZM121 152V151H120ZM144 153L143 155H141V153ZM209 152H207L208 154H209ZM246 152V153H245ZM247 152L249 153V154H247ZM13 153V154H14ZM29 153V152H28ZM33 153V152H32ZM45 153V152H44ZM90 153H91V151H90ZM131 153H132V155L134 154L135 155V153H138V157H137V159H136V157L135 156H133V158L131 157ZM156 153V152H155ZM158 153V152H157ZM200 153V154H199ZM24 154V155H23ZM40 154V153H39ZM88 155H89V153H87ZM95 154V153H94ZM116 155H117V153H115ZM115 154L113 153V156H115ZM120 154H124V153H120ZM174 155V156H172V155ZM204 154H205V152H204ZM227 154H228V152H227ZM32 155V154H31ZM96 155V154H95ZM110 155H112V153L110 154ZM110 155H108V156H110ZM189 155V154H188ZM224 155H226V154H224ZM224 155H223V157H224ZM83 156V155H82ZM82 156H80V157H82ZM97 156H99V155H97ZM97 156L95 157L94 156V158H97ZM101 156V155H100ZM99 156V157H100ZM113 156L111 157L110 156V160H112V158H113ZM234 156V155H233ZM3 157V156H2ZM33 157V156H32ZM50 157V156H49ZM54 157V156H53ZM90 157V156H89ZM93 157V156H92ZM154 157V156H153ZM159 157V158H158ZM227 157H229V155L227 156ZM261 157V158H260ZM78 158L79 157H76V158H74V162L72 161V166L73 165H76V163H77V161H78ZM88 158V157H87ZM101 158H102V156H101ZM107 158V157H106ZM114 158H116V157H114ZM113 158V159H114ZM124 158V159H123ZM188 158V159H187ZM219 158V157H218ZM47 159H48V157H47ZM76 159V160H75ZM80 159H82V161H84V163L85 164H87L88 163V161H85V160H89V158L88 159H84V156L82 157V158H80ZM84 159V160H83ZM98 159V158H97ZM104 159V158H103ZM109 159H106V161L108 160L109 161ZM122 159L124 160V161H122ZM155 159V160H154ZM176 159H177V161H176ZM179 159V160H178ZM222 159V158H221ZM231 160H232V158H230ZM65 160V158L62 160V161H64ZM92 160V159H91ZM120 160V159H119ZM180 160L183 162L184 161V163H185V165L186 166H188V167H184L183 168V166H182V164H179L178 166H177V168H176V165H177V163H180ZM233 160H235L234 158H233ZM232 160V161H233ZM67 161H68V159H67ZM107 161V163H110V162H112V161H109L108 162ZM116 161V160H115ZM240 161V160H239ZM45 162V161H44ZM43 162V163H44ZM65 163H67L66 161H64ZM69 163H70V161H68ZM113 162H114V160H113ZM216 162H218V164H216ZM223 162V161H222ZM249 162V165H251V163ZM19 163V164H18ZM20 163H22V164H20ZM63 163V162H62ZM68 163V164H69ZM117 163H119V161L117 162ZM124 163V164H123ZM159 163V164H158ZM241 163V164H242ZM35 164H36V160H35ZM37 164H38V162H37ZM41 164V162L38 164V165H40ZM59 164H61V162L59 163ZM78 165H76L75 167H70V165L71 164H69V166H67V168H66V166H64L63 167V165H65V164H62V165H60L59 166V168L61 169V167H62V169H61V172L63 173V172H65V170H64V168H66V172H68L69 174L68 175H66L65 174V176H66V178L68 179V183H73L74 184V186L73 187H75V188H71V186L70 185H72V184H70L69 185V189L67 188V187H65V188H67V190H73V189H75V190H79L80 189V192H81V189L84 187V184L82 185V183H80V185H79V181H73V179L74 180H76V176L80 173L81 174V172L84 170V168L83 167H81L82 166V164L83 163H80L79 161H78V163H77ZM84 164V165H85ZM106 164V163H105ZM111 164V163H110ZM151 164V165H152ZM158 164V167H156V165ZM172 164H174L175 165V168H174V166H173V168L174 169H172V168H170V165H172ZM232 164V165H231ZM240 164V163H239ZM242 164V165H243ZM38 165H36V166H38ZM67 165V164H66ZM91 165L92 164H90V167H91ZM96 165L98 166L99 164H97L96 163ZM112 165V164H111ZM116 165V167H117V165L118 164H115ZM126 165V166H125ZM132 166V164H129V166ZM168 165V166H167ZM241 165V166H242ZM104 166V165H103ZM121 166H119L120 167V170H121ZM130 166V168H132ZM159 166H161V167H159ZM164 166L166 167V169L164 168ZM237 166V167H236ZM40 168H41V165L39 166ZM42 167H44L43 165H42ZM68 167H69V169H71V170H67L68 169ZM96 167V166H95ZM101 167H102V165H101ZM101 167H100V169H101ZM108 168H111L110 166H107ZM107 167H105V169L107 168ZM113 167V166H112ZM116 167H114V168H116ZM123 167V168H124ZM133 167V168H134ZM261 167V168H262ZM37 169H39L38 167H36ZM44 168H47V167H44ZM43 168V169H44ZM82 168V169H81ZM97 168V167H96ZM127 168V167H126ZM125 168V169H126ZM179 168V169H178ZM249 168V169H248ZM259 168V167H258ZM25 169V170H24ZM79 169H81L80 171H79V173H78V170ZM112 169V168H111ZM117 169V171H118V168H116ZM129 169V168H128ZM178 169V170H177ZM182 169V171H180ZM256 169V168H255ZM34 170V171H33ZM54 170H55V176L52 178L53 180L51 181V182H49L48 184L50 185V184H53V186L55 187V186H57V183L56 182H58V184L60 185H58L59 187H61V183H62V181H61V179L62 178H64V180L66 179L65 177H62V175H61V179L59 178V179H56V177H57V174L59 175V173H60V170H58V168L57 169H55L54 168ZM86 171H87V168L85 169ZM113 170H115V169H113ZM127 170V169H126ZM130 170V169H129ZM134 170V169H133ZM166 170V171H165ZM262 170H263V168H262ZM58 171V172H57ZM93 171V170H92ZM140 171H138V172H140ZM174 171H176L177 173H176V175L178 176V174L180 175V174H182V176H180V178L179 177H177L174 173ZM180 171V172H179ZM257 171H258V169H257ZM261 171V170H260ZM84 172V171H83ZM82 172V174H84ZM112 172V171H111ZM115 172V171H114ZM134 172V171H133ZM141 172H140V174H141ZM179 172V173H178ZM222 172V171H221ZM250 172H252V171H250ZM249 172V173H250ZM264 172V171H263ZM50 173V172H49ZM117 174L118 173H121L120 171L119 172H116ZM130 173H131V171H130ZM61 174V173H60ZM139 174V175H140ZM251 174V173H250ZM43 175V176H42ZM53 175V174H52ZM101 175V174H100ZM142 175H144V174H142ZM152 175H150V176H152ZM235 175H238V177L237 178H234L235 177ZM50 176V175H49ZM79 176V175H78ZM114 176V175H113ZM122 176V175H121ZM133 176V175H132ZM194 176V175H193ZM69 177V178H68ZM80 178H81V176H79ZM83 177H84V175H83ZM140 177V176H139ZM142 177V176H141ZM139 178L141 181V183L142 184H144V186L143 187H145L146 185V183L148 182V180L147 179H145L146 177H145V175L142 177V178ZM145 177V178H144ZM149 177V176H148ZM176 177L179 179V181H178V179L176 180ZM255 177H257L256 179H255ZM38 179L39 178V180H37V182H36V180L35 179ZM55 178V179H54ZM87 178V177H86ZM123 178V177H122ZM183 178V177H182ZM196 178V177H195ZM82 179V178H81ZM88 179V178H87ZM95 179V178H94ZM100 179H101V177H100ZM99 179V180H100ZM149 180H151V177H149L148 178ZM198 179V178H197ZM210 179H212V178H210ZM55 180H58V181H55ZM60 180V181H59ZM78 180V179H77ZM83 180V179H82ZM81 180V181H82ZM102 180H103V178H102ZM208 180V179H207ZM39 181V182H38ZM133 181H135L134 179H133ZM179 182V184H180V187L181 188H176V187H178V182ZM181 181V182H180ZM209 181V180H208ZM260 181L258 180V183H260ZM38 183V184H36V183ZM85 182V181H84ZM104 182V181H103ZM146 182V183H145ZM193 182H194V191H196V190H200L201 188H199V187H197V185L199 186V184H197L196 185V183L198 182H196L194 179H193ZM200 182V181H199ZM198 182V183H199ZM202 182V181H201ZM210 182V181H209ZM209 182H207L205 185H207L208 184V186L209 187H215L214 186V184H212L211 185V182L209 183ZM97 183V182H96ZM130 182H125V184L124 185H128ZM217 183H218V181L216 182V187H217ZM224 183H226V182H224ZM242 183V184H241ZM257 183V182H256ZM46 184V185H45ZM55 184V185H54ZM64 184V182L62 183V185ZM87 184H88V182H87ZM91 185H92V183H90ZM112 184V183H111ZM117 184V183H116ZM183 184V185H182ZM67 185V184H66ZM86 185V184H85ZM105 185V184H104ZM107 186L109 185V184H106ZM136 185V184H135ZM196 185V186H195ZM211 185V186H210ZM99 186H100V184H99ZM113 186V185H112ZM119 185L117 184V187H118ZM139 185H137V187H138ZM141 186V185H140ZM222 186V185H221ZM221 186H219L220 188H219V190H222L221 188ZM253 186V187H252ZM259 186V185H258ZM58 187V188H59ZM103 188H104V186H102ZM135 187V186H134ZM48 188V185H47V187H46V190H48L47 189ZM58 188H56L57 190H55V191H59V189ZM89 188H90V185H89ZM93 188V187H92ZM90 189L91 191L93 190V189ZM106 188V187H105ZM108 188V187H107ZM106 188V189H107ZM132 188V187H131ZM173 188H175V189H177L176 191H175V193H176V195L174 196L173 195ZM198 188V189H197ZM226 188H228V187H226ZM226 188H224V189H226ZM64 189V188H63ZM62 189V190H63ZM85 189V187L83 188V190ZM96 189H98L97 188V186H96ZM95 189V190H96ZM114 189V188H113ZM123 189V188H122ZM196 189V190H195ZM218 189V188H217ZM233 189V188H232ZM241 189V188H240ZM45 190V191H46ZM52 190H54V188L52 189ZM61 190V191H62ZM78 190H77V193H72L71 195H76V196H83V197H81L80 199L82 200V202L81 203H79V205H77V204H73V202H71V205L69 204V206L71 207L70 209H71V211H73L72 209H74V212H73V214H75V216H76V214L78 213V211H75V209L76 210H79V213H80V217H82L81 215H83L84 217V221H86V222H89V223H85L84 225V229H87L88 231H87V233H88V235H90L89 234V226H87L88 224H90V226H92L91 224H94V222L95 223H97V225H98V230L97 231H95L96 232V234L95 235H97V236H95L97 239H99L100 237L102 238L100 241H101V243L99 242V245H96L95 243H93V244H95V246L93 247L94 249L92 250V249H89V251H86V249H84V247H83V245L82 244H84V243H87V239L85 240V239H83V241L81 240L80 242H70V243H68V245H70V249L71 250H69L68 249V255H61L62 257H64V259H65V261L67 262V260H68V262H67V264H75L73 261H72V258H73V256H75V255H78V254H80L81 252H82V249H83V251H85V253H83L82 252V255H80V257H81V261L83 262V264H98V263H101L102 262V258L105 256V255H109V256H115V257H118L119 255L121 256V249H124V248H127V247H129V246H131L130 244H131V242L133 241L134 242V240L136 241L137 239H138V236H137V231H136V228H133V226H134V222L136 221V217H132V218H130L129 216H125V215H127V213L128 212H130L132 209H133V207H134V205L133 206H131V207H128V206H125V207H122V209L120 208V207H118V209L115 207V205L117 204V200H116V204L115 205H113V203H112V205H111V203H107V206H106V210H100L99 208H98V206H96V209L94 208V204L96 203L95 202V199H96V201L98 200V202L100 203V202H102L103 201V199H104V193L102 192V191H98V194H96V192H94V194L93 193H87V192H85V193H87V194H85L84 192V194L85 195H83V193L82 194H80V192H78ZM98 190H100V189H98ZM105 190V189H104ZM121 190V189H120ZM218 190V191H219ZM38 191V190H37ZM37 191H35L36 193H37ZM41 191V190H40ZM40 191H38V192H40ZM44 191V190H43ZM42 191V192H43ZM44 191V192H45ZM54 191V192H55ZM179 191V192H178ZM189 191V190H188ZM40 193L41 194V196L40 195H37V196H39L40 198H43L42 196H44L46 193ZM114 192V191H113ZM119 192H121V191H118V193ZM137 191L135 190V191H131V193H130V196H132V198H133V200H134V198L136 199V197H134V195H137V194H135ZM144 192H146V191H144ZM171 192H173L172 194H171ZM232 193H234L233 191H231ZM31 193H32V191H31ZM36 193H32V194H34V196H36L35 194ZM116 193V192H115ZM38 194V193H37ZM44 194V195H43ZM67 194V193H66ZM69 194V193H68ZM106 194V193H105ZM111 194V193H110ZM171 194V195H170ZM241 194V198L240 199H242L243 198V202H242V200H240L241 202L238 204V202L239 201H237V200H235V202L236 203H234L235 205V210H234V212H233V214L230 212V215H226V209L227 208H225V207H222V208H217V206H215L214 204H209V205H207V204H205V205H203L202 207L200 206L199 208H200V210L199 209H197L196 210V216H197V225H196V227H197V229L198 230H201V231H203V230H217V231H225V232H221V233H231V234H233V237L235 238V239H238V238H240L244 233H247V232H250V231H252V233L254 234V231L253 230H256V232H257V230H258V232L259 233H262V235H264V217L262 218V214H264L261 210H258V212H257V210H256V208H257V205L255 204L256 202H254V204L251 206L250 205V207H249V204L248 205H246L247 204V202H249V201H247L246 199L244 200V195H242V193H238V196ZM253 194V195H252ZM51 195V194H50ZM62 195V194H61ZM61 195H58L57 197H59L60 196V198H61ZM116 195V194H115ZM172 195H173V198H172ZM181 195V194H180ZM234 195L235 196H237V194L236 193H234ZM69 196V195H68ZM120 196H121V193H120ZM142 196V197H143ZM118 197V196H117ZM177 198H178V196H176ZM257 197V196H256ZM29 198H30V200H29ZM63 198V200H66V198L65 197H62ZM65 198V199H64ZM72 198V197H71ZM71 198H70V200H71ZM105 198H107V197H105ZM120 198V197H119ZM130 198V197H129ZM177 198H174L175 200H177ZM37 199H38V197H37ZM49 199H51L50 197H49ZM57 198H55L54 199V201L56 200ZM59 199V198H58ZM73 199V198H72ZM109 199V198H108ZM117 199V198H116ZM128 199V198H127ZM259 200H260V198H258ZM70 200L68 201V202H70ZM101 200V201H100ZM106 200V199H105ZM121 200H122V198H121ZM130 200V199H129ZM51 201V200H50ZM49 201V202H50ZM57 201V200H56ZM56 201H55V203H56ZM59 201H60V199H59ZM80 201V200H79ZM108 201V200H107ZM123 201V200H122ZM128 201V200H127ZM154 201V202H155ZM159 201V200H158ZM170 201V202H171ZM212 202L214 201V200H211ZM251 202H250V204H252L253 202H252V200H250ZM41 202H43V201H41ZM66 202H67V200H66ZM77 202H78V200H77ZM163 202V201H162ZM162 202H159V204L157 205L156 203H158V202H156L155 204H156V207L157 206H159V209H158V212L160 211V207H161V203ZM165 202V201H164ZM258 202V201H257ZM76 203V202H75ZM103 203H105V202H103ZM106 203H105V205H106ZM124 203V202H123ZM136 203V202H135ZM149 203V202H148ZM32 204V203H31ZM56 204H58V203H56ZM64 204H65V202H64ZM72 204H73V208H72ZM96 204H98V203H96ZM95 204V205H96ZM101 204V203H100ZM129 204V203H128ZM16 205V204H15ZM63 205V204H62ZM77 205V206H76ZM85 205H88V208L86 209V207L87 206H85ZM104 205V204H103ZM105 205H104V207H105ZM123 205V204H122ZM164 205H166V204H164ZM210 205H214V207H216V208H214L213 206H212V208H210L209 206ZM217 205V204H216ZM17 206V205H16ZM53 206L54 205H52V208H53ZM64 206H66V204L64 205ZM120 206V205H119ZM124 206V205H123ZM171 206H172V204H171ZM204 206H207V209H206V207L203 209V207ZM55 207V206H54ZM74 207H76V208H74ZM165 207V206H164ZM233 207V206H232ZM251 207L253 208V210H251ZM254 207H255V209H254ZM17 208V210H20V209H18ZM35 207H33L32 209H34ZM51 208V209H52ZM98 208V209H97ZM210 208V209H209ZM231 208V207H230ZM28 209V208H27ZM58 209H60V211H62V210H64L65 209V207L63 208H56V209H54L55 211H57ZM69 208H67L66 210L67 211H69L70 210ZM162 210L164 209V208H161ZM201 209H203V210H201ZM14 210V209H13ZM53 210V209H52ZM12 211V210H11ZM21 211V210H20ZM20 211H19V213H20ZM31 211H33V210H31ZM59 211V212H60ZM232 211V210H231ZM53 212V211H52ZM59 212H58V214H56V215H59ZM77 212V213H76ZM256 212V213H255ZM11 213V214H10ZM15 213H17V214H19L17 211L15 212ZM15 213H13V214H15ZM22 213H23V211H22ZM28 213V212H27ZM63 213V212H62ZM131 213V212H130ZM29 214V213H28ZM32 214V213H31ZM160 214V216L162 215L161 214V212L159 213ZM259 214V215H258ZM238 215V216H237ZM16 216V215H15ZM61 216V215H60ZM235 216V217H234ZM261 216V217H260ZM264 216V215H263ZM28 217V216H27ZM16 218H17V216H16ZM15 218V219H16ZM20 218V217H19ZM79 218V217H78ZM77 218V219H78ZM27 219V218H26ZM73 219V218H72ZM75 220V221H79V222H82V221H80L81 219H79V220ZM259 219V220H258ZM13 220V219H12ZM17 220V219H16ZM23 220V219H22ZM22 220H21V222H22ZM60 220V219H59ZM257 220V222H254V221H256ZM14 221V220H13ZM24 221V220H23ZM29 221V220H28ZM91 221H92V223H91ZM57 223V224H56ZM75 223V222H74ZM59 225H60V223H59ZM63 225V224H62ZM75 225L77 226V224L75 223ZM170 225V224H169ZM57 226H58V228H57ZM64 226V225H63ZM72 226V225H71ZM71 226H69V227H62V230H64L65 228L67 229V232L69 233V232H71L73 229V226L71 227ZM87 226V227H86ZM93 226H95V225H93ZM257 226V227H256ZM97 227V226H96ZM100 227V228H99ZM22 228V227H21ZM25 229H27V227L25 228ZM56 229V230H55ZM75 229V228H74ZM93 229H94V227H93ZM105 229V230H104ZM179 229V228H178ZM60 230V229H59ZM91 230V229H90ZM103 230V231H102ZM172 230V229H171ZM20 231H22V229L21 230H19V232ZM26 231V230H25ZM25 231H24V233H25ZM84 232H85V230H83ZM100 231V232H99ZM73 233L72 234H74L75 232L74 231H72ZM21 234L23 233V232H20ZM102 233H104V234H102ZM171 233V232H170ZM61 234H63V232L61 233ZM252 234V235H253ZM12 235H13V233H12ZM23 235V234H22ZM25 235V234H24ZM64 235V234H63ZM99 235V236H98ZM255 235V234H254ZM21 236V235H20ZM52 236V235H51ZM171 236H172V238H171V240H173V244H174V247H173V256H172V258L175 260V261H180V262H183V261H185V260H189V259H194L195 257H197L198 256V253H199V249L197 248V245H198V243L194 240V237L188 232V231H183V230H174V232H172V234H171ZM260 236V235H259ZM11 237V236H10ZM55 237V236H54ZM257 237V236H256ZM37 238V239H36ZM87 238L90 240L89 242H91V240L92 239H96V238H92L91 236H87ZM105 238V239H104ZM258 238V237H257ZM12 238H10V240H11ZM29 238H27V240H28ZM35 239H36V241H35ZM69 239V238H68ZM9 240V241H10ZM44 241V242H45ZM69 241H73V240H69ZM86 241V242H85ZM102 241H104L103 243H102ZM15 243H17L16 241H14ZM35 242V243H34ZM84 242V243H83ZM106 242V243H105ZM196 242V243H195ZM92 243V242H91ZM171 243V244H172ZM22 244H20V245H22ZM92 244V245H93ZM42 245H43V243H42ZM45 245V244H44ZM65 245H67L66 243H65ZM104 247V246H106V250H105V248H103V249H101V247L102 246ZM121 245V246H120ZM133 245V244H132ZM99 246V247H98ZM124 246V247H123ZM134 246V248L136 247L135 245H133ZM64 247V246H63ZM96 247V248H95ZM99 249H101V251H102V255H100V254H98V252H100L99 250H98V248ZM14 251V252H13ZM71 253H70V252ZM108 251V252H107ZM132 252H134V249H132L131 250ZM67 253V252H66ZM257 253H258V251H257ZM52 254V253H51ZM51 254H49V255H51ZM98 254V255H97ZM115 254H119V255H115ZM57 255H59V254H57ZM57 255H55V257L57 256ZM125 255H127V253H124L123 254V256H125ZM131 255V254H130ZM129 254L127 255V257H129L130 256ZM47 256H48V254H47ZM46 256V257H47ZM61 256H59V258L58 259H60L61 258ZM102 256V257H101ZM5 257V258H4ZM54 257V258H55ZM45 258V257H44ZM43 258V259H44ZM56 259V258H55ZM63 259V258H62ZM115 259V258H114ZM113 258L111 259H107V260H110V261H108V262H106L105 261V264L107 263H110L111 262V260L113 261L114 260ZM172 259V260H173ZM51 260H52V258H51ZM79 260V259H78ZM78 260H75L76 261V263H78L77 261ZM104 260V259H103ZM124 261L125 260V258H123V257H118L117 258V260L116 261ZM54 261V260H53ZM52 261V262H53ZM56 262L55 263H57V264H59L58 262H57V260H55ZM60 261V260H59ZM62 261H64V260H62ZM51 262V261H50ZM66 262H64V264H66ZM71 262V263H70ZM80 262V261H79ZM97 262V263H96ZM46 264V263H45ZM47 264H48V262H47ZM53 264V263H52ZM130 264V263H129ZM131 264H134V263H131Z\"/></svg>",
  "mask_w": 264,
  "mask_h": 264
},
{
  "label": "rangeland",
  "instance_id": "obj_2",
  "mask_svg": "<svg viewBox=\"0 0 264 264\" xmlns=\"http://www.w3.org/2000/svg\"><path fill=\"white\" fill-rule=\"evenodd\" d=\"M127 1H129V3H130V1L131 2H133V1H135V3L136 4H138L137 2H139L140 0H123V2L124 3H128ZM144 1V0H143ZM151 1H153V0H151ZM165 1H167V0H163V1H158V2H156L155 0L153 1V3L152 2H150L151 4V11L153 10L152 8H155V6L153 5V4H156V6H157V3H159L158 4V7L159 8H166L167 6H169L168 7V9H171V7H173V8H175L176 9V4H178V5H180V7H181V9L184 11L185 9H186V11H187V7L189 6V5H191V4H188L187 2L188 1H190V0H181V2H179V3H181V4H179L178 3V1L179 0H172V2H171V0H168L167 1V3L165 2ZM175 1V2H174ZM234 1V0H233ZM256 1H258V2H264L263 0H256ZM144 2H146V1H144ZM144 2H141L140 1V3H143V4H141V5H146L147 3H149L148 1L144 4ZM165 2V3H164ZM192 2V1H191ZM242 2V0H235L233 3H241ZM134 3V2H133ZM139 3V4H140ZM164 3L165 5H162V4ZM190 3V2H189ZM220 3H222V0L220 1H218V3H217V5L214 7V9H213V11L212 12H210V11H207V13L206 12H200V14L198 15L197 13H194V14H192V15H190V17L192 18V16H193V18H194V20L196 19V21L198 22V25H197V27H199L200 29L203 27V25L205 24V18L208 20L210 17H208L209 15H212V16H215V17H219V15L218 14H220V12H218V11H220V10H224V9H222V4H220ZM229 3H230V1H229ZM175 4V5H174ZM188 4V5H187ZM231 4H232V2H231ZM160 5H161V7H160ZM174 5V6H173ZM177 5V8L178 9H180V7ZM181 5H183V6H181ZM98 6V5H97ZM154 6V7H153ZM185 6H186V8H185ZM236 6V5H235ZM259 5H257V7L255 8V6L254 7H252V9H254L253 11H244L245 13H246V15H247V18H249V20L250 21H248V23H246V25H248V27H249V25L250 26H254V27H256L258 24H257V22L259 21V19L257 18L258 17V12L257 11H261V10H259V7H258ZM123 6H121V8H122ZM138 7V9L140 8V9H142V7L141 6H137ZM147 7H148V9H150V6H149V4L147 5ZM217 7V8H216ZM3 7H1V9H2ZM120 8V9H121ZM157 8V7H156ZM216 8V9H215ZM123 9V8H122ZM125 9H129V6H128V8L126 7ZM148 9H147V11H148ZM232 9H234V6L232 5V6H230V10L232 11ZM251 9V8H250ZM258 9V10H257ZM172 10V9H171ZM177 10V9H176ZM182 10H180L181 12H182ZM256 10V11H255ZM174 11V10H173ZM180 11L178 10V13L180 14V17H181V13H180ZM254 11H255V13H254ZM10 12V11H9ZM86 12L87 13H91V12H93L92 11V8L91 7H89V8H87L86 9ZM177 13V11H174V13ZM252 12V13H251ZM4 13V14H3ZM10 13H13V14H15V12L12 10ZM178 13L177 14H174L175 16H177L178 15ZM185 13V12H184ZM248 13V14H247ZM134 14H136L137 15V13H134ZM139 14V13H138ZM187 15L188 14H191V13H186ZM195 14H196V16H195ZM254 14V15H253ZM256 14H257V17H255L256 16ZM10 14H8V12L7 13H5V12H0V39H2V37L4 38V41L6 42V43H8L9 45H18L17 46V48H18V50L20 51V53H21V58H20V61H21V63L19 64V63H17V65L18 66H21V64L23 65V66H21L22 68H23V70H27V72L28 73H24L25 71H21L20 73H17L19 70H22V68H20L19 67V69L18 70H16V66L17 65H15V66H13L14 68L10 71V73L12 72V71H14V69L16 70V72L14 71V72H12V74H8L7 76H6V63H5V61L3 62L2 60H1V62H2V64L0 63V118H2V116H6V115H9V114H6V113H10V114H12V117H11V120L9 121L10 122V124H9V129L8 130H6L3 134L0 132V157L1 158H5L6 157V160H9L10 159V156L13 158L12 160H18L19 159V155H18V153H20L19 152V150H17V152L16 153H14V152H12L11 151V147H14L13 146V144H12V142L13 141H11L12 140V134H13V132H14V130H13V132L11 131V127L13 126V124H14V122L15 123H17L18 125L20 124L19 122L21 121V124H24V123H30L32 120H34V118L36 119L35 121L36 122H38V121H40V120H38V119H40V118H42V117H44V121H45V123H44V127L42 126V124L40 123V125H41V127L39 128V129H41V128H45L46 129V123L47 124H50V129H53V130H46V132L47 131H49V133L46 135V133H45V135H43V136H40L39 138H40V141H38L37 142V140H35V141H33V143L32 144H34L35 142H36V144L35 145H32V146H30L31 148H32V150H31V148H29L28 149V151L26 152L25 151V149L27 150V145H28V140H29V138H27L28 136H30V134H28L29 132H21V127H19L18 128V130H17V134L19 135L18 136V138L17 139H19V144L18 145H16L15 144V147L16 146H18L17 148H19L20 149V151L21 152H23V153H25V155L27 156H29L30 157V161L32 162L33 160V163H32V165L34 166V170H38V175L36 176V175H34V174H36L37 172L36 171H34L35 173L33 174V172H32V176H35V177H39L41 174H49L48 176H46V179H44L43 181L41 180V178H40V180H39V178L37 179H35L36 180V182H37V180H39V181H41L39 184H40V186H41V183L43 184V182L45 181L46 182V180H48L49 179V177H51V179H49L48 180V182H47V185H48V190H46V187H47V185L44 187H42L41 186V188H38V189H36V190H34V192H33V190H31V189H29V191L27 192V196L29 197V195L31 196L30 198H32V197H34L35 199H31L30 200V198H29V202H30V205L28 204L27 206H25V207H21L20 208V206H19V208H18V205H20L19 204V202H20V200L21 199H19V202H17V201H15L13 204H14V208L12 207L11 208V210H9V212H13V213H15L16 211L19 213V211H20V213L19 214H17V213H15V214H13L12 213V216L10 215V217H11V221L8 223V224H6V225H10V226H13L14 227V230L13 231H11V237L9 236V240H10V238H12L10 241L8 240V244L10 245V243H11V246H18V247H20L21 246V248L22 247H24L25 246V244H26V242H25V244H22V240H23V238L24 239H26V241H27V243L28 242H30L31 241V239L30 238H32V240H34V238H33V236H28V237H26L27 236V234H26V232L28 233V231H31V230H33V227L31 226V227H29V225H33L34 223H33V220L35 219L34 218V211H35V213H36V210H37V206L38 205H35V204H33V203H36L37 202V204H39V202L41 203V204H39V205H43V207H45L46 209H48V211H50L52 214H53V216L54 217H57L58 218V226L59 227H61V228H59L58 229V231H60L61 233L63 232V234H61V233H56L55 231H53V233L51 232V234L47 237L48 239H46V241L45 240H41V241H39V243H37L36 244V246L37 245H40V246H43V247H45L47 244L48 245H50V243H52L51 245L52 246H57V245H59L58 244V242H55V243H53V241L52 240H56V239H58V237H60V238H62V240H68L67 242H64V241H62V243L60 242V239H58V241H59V243H60V245L61 244H63V242H64V247L62 246V249H60V251H61V253H57V254H59V255H57L56 253H55V255H57L56 257H55V255L54 256H52L53 254H54V252H50V251H52V250H50V248H51V246H46V247H48V249L45 251V253H43L44 254V256L42 255V256H40L39 258H38V260L40 261V263H43V264H47V262H48V264H57V263H55L56 261L55 260H57V262L59 263V264H64V262H66L65 261V259H64V255L66 254V255H68V249L69 250H71L70 249V245H68V243H70V242H80L81 240L83 241V239H87V243H84V244H82L83 245V247H84V249H86V251H89V249H94L93 247L95 246V244L96 245H99V242L101 243V237L99 238V239H97L95 236H97V235H95L96 234V232L95 231H97L98 229V225H97V223H95L94 222V224H91L92 226H90V224H88L87 226H89V234L90 235H88V233H87V229H84L85 227V223L87 224V223H89V222H86V221H84V216L83 215H81L82 217H80L79 215H80V213H79V210H76L75 209V211H78V213L76 214V216H75V214H73V212H74V209H72L73 211H71V207L69 206V204L71 205V202H73V204L75 205V204H77V205H79V203H81L82 202V200L80 199L81 197H83L82 195L81 196H76V195H71L72 193H77V190H75V189H73V190H67V188L69 189L70 187H69V185L70 184H72V185H70L71 186V188L74 186V184L71 182V183H68V179L66 178V176H65V174L66 175H68L69 173L68 172H66V168H67V166H69V164H71L70 165V167L72 168V167H75L76 165H78L77 163H78V161L80 162V163H83L82 164V166L81 167H83L84 168V174H82V172H81V174L79 173V171L82 169H79L78 170V175L79 176H81V178L83 179H81L78 175L76 176V180H74L73 179V181H79V185H80V183H82V185L84 184V187H85V189L83 190V188L81 189V192H80V189L78 190V192H80V194H82L83 192L85 193V192H87V193H93L94 194V192H96V194H98V191L100 192V191H102L103 193H104V199H103V201L102 202H98V200L96 201V199H95V202L96 203H98V204H94V208L96 209V206H98V208L100 209V210H106L107 208H106V206H107V203H113V205H115L116 204V200H117V204L115 205V207L118 209V207H120L121 209H122V207H125V206H128V207H131V206H133L134 205V207H133V209L130 211V212H128L127 213V215H125V216H129L130 218H132V217H136V221L134 222V226H133V228H136V231H137V236H138V239L135 241L134 240V242L132 241L131 242V246H129V247H127V248H124V249H121V256L119 255V254H115L116 256L117 255H119L118 257L120 258V257H123V258H125V260L123 261H116L117 260V258L118 257H115V256H109V255H105L103 258H102V262L101 263H98V264H105V261L106 262H108V261H110V260H107V259H114L113 261L111 260V262L110 263H108V264H131V263H134V264H264V235H262V233H259L258 232V230H257V232H256V230H253L254 231V234L252 233V231H250V232H247V233H244L240 238H238V239H235L234 237H233V234H231V233H221V232H225L224 230L223 231H217V230H203V231H201V230H198L197 229V227H196V225L198 224L197 223V216L195 215L196 213V210L197 209H199L200 210V206L202 207L203 205H205V204H207V205H209L210 203L211 204H214L215 206H217V208H222V207H225V208H227L226 209V215H230V212L233 214V212H234V210H235V204L234 203H236L235 202V200H237V201H239L238 202V204L241 202L240 200H242V202H243V198L242 199H240L241 198V194L238 196V193H242V195H244V200L246 199H248L249 197H246L245 198V196H248L249 194H247V195H245L243 192L245 191L246 192V190L249 192V190H250V186L248 187V186H244V188H245V190L243 189V187H238V188H236L235 186L237 185H239L238 183L235 185L234 183L232 184V183H229V181H228V183H227V181H223V180H216V182L218 181V183H217V187H216V182H215V178H214V174L216 173V172H214L213 173V176L212 177H210V178H212V179H210V178H206L205 180H200V177L199 176H197V175H195V174H193V167H196L197 166V164H192L191 166H189L190 168H186V167H188V166H186L185 165V163H184V161L182 162L181 160H180V163H177V165H176V168H177V166L179 165V164H182V166H183V168L185 167L186 169H187V173H186V175H184V173H183V176H182V174H178V176L176 175V171H174L175 173V175L177 176V177H179L180 178V176H182L180 179L182 180H184L183 182H184V184L186 185V186H184L183 184V186L182 187H185V189H186V187H187V189L189 190H185V191H183V188H181L180 187V184H179V179L176 177V180L178 179V187H176V188H181L182 189V191H178L179 192V195H176V193H175V191L177 190V189H175V188H173V192H171V194L173 193V195L175 196H178V198L175 196L174 198H177V200H175L174 198H173V195H172V198H173V200L171 201V199H170V201H168L169 200V196H167V197H165V199L167 198V200H162L163 198H160V199H158V200H156L155 201V199L154 198H152V199H150V198H148V200H147V198H145L144 196H143V194H142V192L145 194H149V193H151V192H155L156 191V185H157V183H155V178H158V177H160L161 175H163L164 173H160L159 175H158V173L157 174H155V176L153 177V175L152 174H154V172L157 170V168H154L153 167V164H154V162L155 161H153V164L151 163L152 162V158H155V154H156V156H159V150H156V151H154L153 152V156H152V152H151V150H149V148H148V150L147 151H149L148 153H149V156L151 157L150 159H151V161H149L148 163H146L145 165H146V169H144V173H142L140 170H142L143 168V166H141L140 168L141 169H137V168H139V164H137L136 165V163H135V167H134V161L132 162V161H129L127 164V168L126 167H124V165L123 166H121V158L122 157H124V156H127V154H128V156H130L129 154V152L127 153V151H122V150H120L121 149V145H119L120 143L119 142H121V140L124 138V137H120L121 139L119 140L118 138L119 137H117V139L119 140L118 141V145H117V143H116V145L117 146H120L119 148L117 147L116 148V146H115V148L117 149V151L119 150V152H117L116 150H115V148H113V146L115 145V143H114V145L112 144V141H113V138H110L112 135L114 136V134H115V136H114V140L115 141H117V139H115V137H116V134L121 130L120 129V127L122 126V128L125 126V124H127L128 125V123H126L127 122V118L129 117V122L131 123V120H133L132 121V123H131V126H130V128L128 127V126H126V128H129L130 130H128V131H133L132 133L134 134V135H137V134H140L141 135V132L144 130L145 131V128L143 127V125H144V123L142 124V123H140L141 125H137V124H135V122L137 121H135V119L136 118H134L133 119V117L135 116V113L137 112L138 113V111H137V106H136V111H135V113H131L130 111L132 110V107H133V109H134V107H135V102H136V104H137V102L139 101H141L142 99H143V97L145 96L144 94L145 93H147L148 91V93H150L151 94V96L152 97H149V99L150 98H152L154 101H155V96H156V94L159 92L158 90H160L161 88H157V86L158 87H161L162 86V88L164 87V85L166 86V83H165V81H164V83H163V79H165V75H166V79H167V85L169 86V88L171 87V89L173 90V89H175V85H177V84H179L178 82H180V81H178L177 82V84L174 82V80H173V78L175 79L176 77H178V78H180L181 77V72L184 70V69H186V71H184V72H186V73H184V72H182V77L181 78H185V76L189 73V71H188V68H189V64H195L196 66H199L201 63H209V64H211V63H213L214 65H207V69L208 70H210L211 68H213V69H211V72H217L218 71V73L219 72H221V70H222V68L223 67H226V66H232V68L231 69H233L232 70V72H233V75H232V77H233V82H232V84L234 85V86H236L237 84L236 83H238V85H239V82H240V85H244V86H247L248 84H249V80L251 79V78H253V76L254 75H257V77L258 78H260V77H262V78H260V81L261 82H263L264 80V50H261V49H264V47H263V45H262V47L260 48V47H257L256 45V48H254V46H252V44H254V41L256 40L255 38H251V37H249L248 35H246L247 33L246 32H244V35H242V33H241V35L242 36H238V37H236L235 39L236 40H234V41H236L238 44L237 45H235L234 46V48L235 47H237V49L235 48H233V46L232 45H228L227 46V48L228 49H226V50H224L223 52H222V50L223 49H221L220 48V45L218 44V43H215L217 40H218V38H220V33H217V34H207V39H203V41L200 43V44H196V46H197V49L195 48V51H197V52H195L194 51V53H192V55L190 54L189 56L187 55V56H183V57H180L179 59H181V61L178 59L177 60V58L176 57H179V55H180V51H182V48H177V47H174L176 50H174V48L171 46V45H169V44H167V45H164V46H161V48L160 47H158V45H157V43H154L153 41H151L150 39H147V38H145V39H142V40H146L147 41V43H150L148 46H146V47H149V46H152L153 44L156 46L157 45V47L159 48V51H157V47H153L154 48V54H153V56H150V55H152L151 53H153V51L150 53L149 51H147V49L144 47L145 46V44H146V41L143 43L144 45H142L141 46V44H140V41H141V43H142V40H140V38H137L136 39V37L137 36H135V35H137V34H135V35H133V34H131V31H130V29H133V27H126V29H125V33L124 34H126L127 36H128V38L127 39H129V37H130V39L129 40H127V42H126V40H124V37L126 36H124V34H122V35H120V36H122L123 37V41H124V43L123 42H121V44H118V45H116V44H112L113 45V49H111V48H109V47H111L110 45L111 44H109V45H107L106 47H105V52L101 55V56H97L98 57V59H100V60H98L99 61V63H100V61L102 62L104 59H105V62L107 63L106 65H105V62H104V64L103 63H100L102 66H103V68L105 67V66H108L109 68H112L113 66L115 67V68H117L118 67V65H122V67H124L125 69H127V70H129L130 72L132 71L131 70V67H132V69H135V70H138L137 71V73L139 72V71H141L140 72V74L143 76V80H141L142 79V77L140 76V78H137L136 76H135V73L136 72H134V70H133V73H134V76L133 75H131V76H129L126 72H128L129 73V71H126V70H124V68H122L121 69V67L119 66V68L118 69H116V73L113 75V76H110L109 75V73H110V71L111 70H109V69H105V68H107V67H105L104 68V72H101V71H103V69H101L102 67H98L97 68V66H99V63H97L96 61H97V59H94L93 61L92 60H89V61H86V62H90V61H92L93 62V65L95 64V68H94V70H93V68L91 67V69L93 70V72L92 71H89V69H90V67L89 68H87V65H86V67H84L85 66V64H84V66H82L83 67V70H87L88 71V73H89V77H87L85 74L87 73V71H85V72H83V70L82 69H80V68H78V67H81V65L82 64H80L81 63V61H79L78 59H79V57L77 58V56H76V60H78L80 63H79V65H78V62H77V65H76V67H77V69H76V67H75V65H74V63L73 62H70L69 61V63L67 64V65H72L73 67H75V69H72L71 68V71L69 70V68H67V67H65V65H66V63L68 62L67 60L69 59L68 57L66 58L65 57V54H63V52L61 53V48L59 49L60 51L57 53V54H59V53H61L60 55H63L64 57H65V59H64V57L63 56H61L60 57V55H58V57H60V58H63L62 59V62H59L58 63V61H61L60 60V58H56V60H55V57L57 56V54L56 53H54V51H53V49L55 50V51H58V49L56 50V48H54V47H60L62 44H64L63 42H61V41H63L62 39H64V41H65V39L67 40V38H68V40H70V36L69 37H63L64 35H70L71 34V41L73 40L72 39V37H73V35H74V32L77 34L78 32H79V30L78 29H76V28H69V26L68 25H65V26H61L62 28V30L64 29V27L66 28V27H68V29H67V32H69V30H71V31H73L74 30V32H73V35H72V32H69L70 34H67V32H65L64 30L62 31L59 27H57V28H55L54 30L53 29H48L47 28V24L46 25H44L43 23L41 24V23H39L40 25L39 26H41V25H44L45 27H43V28H41V27H39L38 26V23L35 21H33V19L32 20H29V22H28V24L26 23V26H29V27H26L25 25L23 26V27H21V29H19V27H18V24H16L15 26L13 25L14 24V22L15 23H18V21L16 22V20H18V18H15L14 16H16V15H14L13 17L12 16H9ZM12 15V14H11ZM182 15H184L185 16V14H183L182 13ZM186 15V16H187ZM139 16V15H138ZM179 16V15H178ZM93 18H95V17H93ZM258 20H257V19ZM96 19H98V20H100V18H98V17H96ZM201 19V20H200ZM7 20H9V22L7 21ZM116 20H120V18L119 17H117V19ZM5 22H7V24L5 23ZM34 22V23H33ZM121 22V21H120ZM135 23H137V26L136 25H134L133 24V26H134V28L137 30V31H140L139 30V26L138 25H140V23L138 22V21H134ZM10 23V24H9ZM122 23V22H121ZM35 24H37V25H35ZM113 24V23H112ZM6 25V26H5ZM8 25V26H7ZM115 25V24H114ZM118 24H116V26H117ZM35 26H36V28H37V26H38V28H37V30H36V32L39 34H34L35 36L33 37V35H31V33L28 35V32H31V31H33L34 29H35ZM119 26V25H118ZM13 27V28H12ZM75 27V26H74ZM196 28V27H195ZM26 29V30H25ZM28 29L29 30H31V31H28ZM134 29V30H135ZM254 29V28H253ZM6 30H7V32H6ZM43 30V31H42ZM49 32H48V31ZM58 31V33H57V31ZM136 30H135V32H136ZM256 30H257V28H256ZM44 31H46V32H44ZM55 31V32H54ZM8 32H10V33H8ZM18 34H16V33ZM33 32H35V31H33ZM43 32V33H42ZM118 32H120V30L118 31ZM24 33H26L27 35H24ZM57 33V34H56ZM62 33L64 34V35H62ZM202 33V32H201ZM200 33V34H201ZM259 30H257L256 31V33H254V35L256 36L257 34L259 35ZM1 34L3 35L2 37H1ZM59 34H61L62 35V37H61V35H59ZM119 34V33H118ZM184 34V33H183ZM199 34V35H200ZM203 34V35H202ZM199 37H197V39H199L201 36H204L205 35V33H202ZM6 35H7V37H6ZM10 35H14V38L12 37V36H10ZM23 35V36H22ZM30 35L32 36V38H30ZM19 36V37H18ZM245 36H247V37H245ZM47 37V38H46ZM52 38V40H51V38ZM54 37H55V39H57L58 37L60 38L59 39V41L62 43H59V41L58 42H55V40H54ZM132 37V38H131ZM210 37V38H209ZM213 37H214V39H213ZM237 38H238V41H237ZM239 38H241V39H239ZM17 39V40H16ZM29 39H31L30 41H29ZM132 39V43L130 42L129 43V41ZM134 39V40H133ZM136 39V40H135ZM249 39V40H248ZM252 39H254V40H252ZM9 40L10 41H13L14 40V42L11 44L10 42H9ZM37 40V41H36ZM140 40V41H139ZM148 40H149V42H148ZM211 40V41H210ZM239 40H241V46H240V41ZM250 40H252V42H250ZM74 41V40H73ZM133 41L135 42V43H133ZM214 41V42H213ZM28 42V43H27ZM39 42V43H38ZM43 42V43H42ZM67 42V41H66ZM70 42V41H69ZM211 42H212V44H211ZM227 42V41H226ZM44 44V47L42 46V47H40V48H43V51H42V49H38L37 48V46L36 45H40V44ZM50 43H52L51 44V46L53 47L52 48V53H51V48L49 47L48 48V44H50ZM115 43V42H114ZM126 43H128V45L126 46ZM215 43V44H214ZM228 43V42H227ZM251 43V44H250ZM24 44V45H23ZM28 44V45H27ZM54 44V45H53ZM59 44H61V45H59ZM139 44V45H138ZM229 44V43H228ZM23 45V46H22ZM48 45V46H47ZM58 45V46H57ZM97 45H98V42H96V45L95 46H93L92 47V49L94 50V52L96 51V47H97ZM124 45V46H123ZM147 45V44H146ZM202 45H204L205 47H203ZM27 46V47H26ZM63 46H65V45H63ZM119 47V48H115V47ZM124 48H123V47ZM128 46H129V48H128ZM131 46V47H130ZM134 48H136V50L137 49H142L143 48V50H142V52L140 51V50H137L138 52H137V54H135L136 53V50H134L135 51V53L133 52V47ZM195 46V44H193V47ZM231 46V47H230ZM66 47V46H65ZM139 47H142V48H139ZM166 47V48H165ZM9 48H10V46H9ZM123 48V49H122ZM128 48V49H127ZM151 48V47H150ZM231 50H230V49ZM239 48V49H238ZM260 48V49H259ZM47 49H49V53H47ZM69 49V48H68ZM91 48H90V50H92ZM117 49H120V50H122V51H120V50H118L119 52H117ZM131 49V52L129 51ZM144 49H145V52H148L149 54H147V56L144 54L145 52H144ZM200 49H201V52H200ZM233 49V50H232ZM258 49L259 50H261V51H258ZM25 50H27V54L28 55H25ZM37 50V51H36ZM67 49H65L64 51H66ZM75 50V49H74ZM73 49H72V51H74ZM77 50V49H76ZM76 50H75V52H76ZM112 50H116V52L118 53V54H115L114 52H112ZM148 50H152V48L151 49H148ZM219 50H221V53H219ZM244 50V51H243ZM168 51V52H167ZM176 52V51H178V54L177 55H175V53L174 52ZM38 52H39V54H38ZM40 52L42 53V54H40ZM71 52V51H70ZM78 52H80V51H78ZM77 52V54L76 55H79V53ZM84 52H86V51H83V53ZM121 52V53H120ZM158 52H159V54H158ZM162 52V53H161ZM245 52V53H244ZM260 52V53H259ZM46 53V54H45ZM54 53V54H53ZM67 54H69V52H66ZM81 53V52H80ZM83 53H81L82 54V56H84L85 57V55H83ZM88 53V52H87ZM120 53V54H119ZM161 53V54H160ZM214 53V54H213ZM226 53V54H225ZM45 54V56H44V58H43V55ZM48 54V55H47ZM50 54V55H49ZM71 54V53H70ZM75 54L73 53L72 55H74L75 56ZM80 54V55H81ZM84 54H86V53H84ZM122 54H124L123 56H121ZM133 54V55H132ZM200 54H202V56L200 55ZM238 54V55H237ZM35 55H36V57H35ZM37 55L39 56V59H41L40 58V56L42 55V60H44V63H42L43 61H40L39 59H37L38 61H40V63L37 61V63L39 64V65H41V66H39V65H36L37 67H35V65L33 66V64L31 65V63H33L36 59L35 58H37ZM134 55H136V56H134ZM160 55V58L158 57ZM198 55V57H196ZM200 55V56H199ZM206 55V56H205ZM226 57H225V56ZM244 55V56H243ZM248 57H246V56ZM32 57V59H34V60H32V59H30L31 61H29V59H28V57ZM52 56H54V57H52ZM67 56V55H66ZM95 56V57H96ZM119 56H120V58H119ZM148 56H150V57H148ZM163 56V58H161ZM225 57V59H224V57ZM261 56V57H260ZM24 57V58H23ZM72 57V56H71ZM91 57V56H90ZM93 57V56H92ZM96 57V58H97ZM121 57H123V58H121ZM148 59H147V58ZM152 57H153V59H152ZM156 57V58H155ZM244 57V58H243ZM28 60H27V59ZM50 58V60H49V64H47V62L48 61H46L47 59H49ZM54 58V59H53ZM73 58V57H72ZM75 58V57H74ZM82 58V57H81ZM86 58H88L89 59V57H86ZM94 58V57H93ZM93 58H91V59H93ZM104 58V59H103ZM118 58V59H117ZM138 58V59H137ZM158 58V59H157ZM194 58V59H193ZM228 58V59H227ZM263 58V59H262ZM22 59L24 60V62L22 61ZM150 59H152L151 61H150ZM157 59V60H156ZM161 59V60H160ZM191 61H190V60ZM197 59H198V61H197ZM206 59V60H205ZM223 59V60H222ZM54 60V61H53ZM58 60V61H57ZM85 60H87V59H85ZM163 60V61H162ZM218 60V61H217ZM240 60H242V61H240ZM248 60H250V67L251 68H249L248 67V65H249V61ZM29 61V62H28ZM65 61H67V62H65ZM124 61V62H123ZM182 61H185L186 63H184V65L182 64L183 62ZM188 61V62H187ZM201 61V62H200ZM214 61V62H213ZM233 61V62H232ZM25 63V64H23V63ZM85 62V61H84ZM84 62H82V63H84ZM120 63V64H118V63ZM158 62H161L162 64H166L165 66L167 67V66H169L170 65V67L169 68H166L167 70H169V72H168V74L171 76V77H169L167 74H165V75H163L162 76V73H161V75H159L160 76V78H162V82H161V80L159 79V78H156V77H158V75L156 74V72H158L159 74H160V72L162 71V72H166L165 71V69H163L164 67L161 65V63L159 64L160 66L159 67H161L162 68V70H161V68H158L157 69V67H156V65H157V63ZM177 62H182L181 63V65L182 66H180V69H183L180 73H179V76H178V74H177V71L179 70V68H178V64L179 63H177ZM190 62V63H189ZM192 62V63H191ZM195 62V63H194ZM216 62V63H215ZM252 62V63H251ZM36 63V64H37ZM51 63V64H50ZM59 64V67H58V64ZM73 63V64H72ZM116 63V64H115ZM143 63H145V65H143ZM154 63L155 64V66H153L152 64ZM174 65H173V64ZM188 63V65H185V64H187ZM243 63H244V65H243ZM35 64V63H34ZM44 64V65H43ZM47 64V65H46ZM87 64V63H86ZM118 64V65H117ZM128 64V65H127ZM235 66H234V65ZM253 64V65H252ZM54 65V67H52ZM57 65V66H56ZM62 65H64V67L62 66ZM89 66H90V64H88ZM116 65V66H115ZM173 65V66H172ZM180 65V64H179ZM237 65V66H236ZM28 67L27 69H24V67ZM44 66V67H43ZM47 68H46V67ZM51 66V67H50ZM60 66H62V67H60ZM152 66H153V68H154V70H153V68H152ZM208 66H209V68H208ZM217 66V67H216ZM70 67V66H69ZM113 67V68H114ZM181 67H183V68H181ZM246 67V68H245ZM247 67L249 68V70L247 69ZM254 67V68H253ZM178 68V69H177ZM217 68H218V70H217ZM42 71H41V70ZM50 69V70H49ZM52 69H54L53 71H55V73L52 71ZM221 69V70H220ZM239 69V70H238ZM57 70V71H56ZM106 70H108V72H105ZM155 70H157L156 72H155ZM215 70V71H214ZM256 70V71H255ZM3 71H5L4 73H2ZM50 71V73H48ZM58 71H60V74H58ZM63 71H65V72H63ZM96 71H99V72H97L96 73ZM113 71V70H112ZM84 73V74H82L81 75V73ZM91 72V73H90ZM240 72V73H239ZM258 72V73H257ZM22 73H24V74H22ZM65 73H67L68 74V76L67 75H65ZM94 73H96L95 74V76L93 75L92 76V74H94ZM106 73H108V74H106ZM123 73V74H122ZM127 74V78L126 79H123L122 78V76L124 75V74ZM163 73V74H164ZM247 73V74H246ZM23 75V76H25V75H27L26 76V78H23V76H22V79L23 80H21L20 81V79L21 78H19V77H17L18 75L20 76V75ZM39 74V75H38ZM50 74V75H49ZM56 76H55V75ZM70 74H74V75H71V77H70ZM99 74H101V76L99 75ZM125 74V75H126ZM139 74V75H140ZM156 74V75H155ZM176 74V75H175ZM242 76H241V75ZM41 75H42V78H40L41 77ZM45 75V76H44ZM52 75V76H51ZM63 75H64V77H63ZM80 75H81V77H80ZM83 75H85V77H86V79H84V76ZM105 77H104V76ZM117 75V76H116ZM138 75V76H139ZM155 75V76H154ZM217 74H215V75H211V77L209 78V80H215V84H221V82H219L220 80L218 79L219 78V76L217 75ZM44 76V77H43ZM51 76V77H50ZM76 76H78L79 78H81L80 80H79V78L78 79H76V81H74V79L73 78H75ZM97 76V77H96ZM120 76H121V78H122V80H120L121 78H120ZM167 76H168V78H167ZM184 76V77H183ZM36 77H38L39 79H40V83H39V85H38V82L37 81H39V79L38 78H36ZM47 77V78H46ZM56 77H58L59 79L61 78L63 81H65V82H67L68 83V88H67V90L65 91V93H69L70 95H71V103H69L68 102V105L67 106H65V107H59L60 106V104L58 103V102H60L61 101V97L60 96H63V94L64 93H58V90H54V88L56 87V84H57V82L59 81V79L55 82V80H53L52 78H56ZM73 77V78H72ZM83 77V78H82ZM104 78V81H103V83L104 84H102L101 86H91V84H94V82H98L101 78ZM110 77H112L110 80H108ZM131 77V78H130ZM173 77V78H172ZM235 77V78H234ZM244 79H243V78ZM248 77V78H247ZM32 78H34V79H32ZM68 78H69V80H68ZM100 78V79H99ZM117 78V79H116ZM140 79L141 81H143L144 82V80H145V84L147 85H145L147 88H145V87H139L140 86V82H137V80H135L134 81V79ZM154 78H156V79H154ZM172 78V83L174 82L175 84H173V86L174 87H172L170 84H171V79ZM177 78V79H178ZM17 79V80H16ZM19 79V80H18ZM25 79V80H24ZM112 79L114 80V81H112ZM160 80V84L159 85H157V84H154L153 83V81H155V80ZM247 79V80H246ZM16 80V81H15ZM30 80V81H29ZM49 80V81H48ZM78 80L79 81H81V80H83V81H86L87 80V82H89V83H87V82H84L83 83V81H81V83L80 82H78ZM98 80V81H97ZM204 80H208L207 78H204L203 79V81ZM236 80V81H235ZM33 81H36V82H33ZM43 81V83L45 82V83H49L48 84V86H47V84L46 85H43V83H42V85H41V82ZM48 81V82H47ZM106 81H107V84H106ZM122 81V82H121ZM183 81H185L184 79H183ZM186 81L188 82V85H189V83L191 82V81H189L188 79H186ZM31 82H33L34 83V85L36 86V87H38V88H41L40 90H42V91H40V90H38L37 92H36V87L31 83ZM110 82L113 84L114 82H118V85H116L117 83H115V85L113 84H111V86H110ZM156 82V81H155ZM242 82V83H241ZM245 82H248L247 83V85H245ZM77 83V84H76ZM87 83V84H86ZM123 84V90H122V88H121V85ZM136 83V84H135ZM138 83H139V86H138ZM153 83V84H152ZM158 83V82H157ZM184 83V82H183ZM186 83V82H185ZM205 82H202L201 83V85L202 84H204ZM84 84H86V85H84ZM182 84V83H181ZM180 84V85H181ZM38 85V86H37ZM105 85V87H103ZM133 85H134V87H135V85H136V87L134 88L133 87ZM141 85H143L142 83H141ZM179 85V86H180ZM183 85V84H182ZM187 84H185V86H186ZM192 85H193V83H192ZM12 86H13V88H12ZM41 86V87H40ZM79 86V87H78ZM86 86V87H85ZM91 86V87H90ZM115 86V87H114ZM190 86V85H189ZM17 87H22L21 89H19L18 88V90L16 91V89H17ZM42 87H44L45 89L43 90V88ZM47 87V88H46ZM54 87V88H53ZM95 87H97V89H98V91L99 92H96V91H94V90H91V89H93V88H95ZM101 87H102V89H101ZM109 87V88H108ZM138 87H139V89H138ZM203 87H205L206 88V84H204V86ZM34 88H36V89H34ZM72 88H73V90H72ZM79 88V89H78ZM81 88L83 89V90H81ZM107 88V89H106ZM111 88V89H110ZM118 88H120V89H118ZM134 88V89H133ZM147 90L148 89V91H145V89ZM165 88V87H164ZM163 88V89H164ZM167 88V87H166ZM165 88V89H166ZM205 88H202L203 90L205 89ZM32 89H34V93H33V90ZM135 89H137V90H135ZM171 89H168V91H166L167 93H169V95H170V92H174V90L172 91ZM207 89V88H206ZM19 90H24V92L26 91L27 92V94H33L34 95V97H37V98H34V97H32L30 94L28 95V96H23L24 98H26V99H32L33 100V98H34V101H31L30 103H32V105L30 104L29 106L27 105V103L25 104L24 102H26L25 100L26 99H24V98H22V96L20 95L22 92H20ZM32 90V91H31ZM46 90H47V92H46ZM79 92H78V91ZM81 90V91H80ZM102 90V91H101ZM103 90H104V93H103ZM114 90H115V92H114ZM215 90V89H214ZM15 91L17 92V94L18 95H20L21 97H19L17 94H15ZM50 91H51V93H50ZM84 91V93H82ZM134 91H135V93H134ZM170 91V92H169ZM194 90H192V91H190L191 93L193 92ZM216 91H219V88L217 87V89H216ZM25 92V93H26ZM32 92V93H31ZM41 92V93H40ZM132 92H133V94H132ZM40 94V95H37V96H35L36 94ZM57 93V94H56ZM93 93H94V95H93ZM112 93H114V95L112 94ZM24 94V93H23ZM22 94V95H23ZM110 94H111V96H110ZM244 94V96H243V99H242V102L244 103H246V105H251L252 104V101L250 102V103H247V101H249V100H252V98H250V96H252V94L249 96V95H245V93H243ZM73 95H75L74 97H73ZM78 95H80V96H78ZM98 96V97H95V96ZM102 95H104V96H102ZM108 95V96H107ZM112 95H113V97H112ZM133 95V96H132ZM16 96H18V98H19V100H18V98L16 97ZM29 96H31L30 98H27V97H29ZM52 96H54V97H52ZM86 96V97H85ZM56 97V98H55ZM104 97V98H103ZM128 97V98H127ZM135 97V98H134ZM147 97V96H146ZM147 97V98H148ZM17 98V100L18 101H16L15 99ZM22 98V99H21ZM94 98H96V100H97V102H96V104H95V107H96V109H97V111H99L100 110V112L99 113H97V114H92V113H90V107L88 106V104H89V102H90V100H94ZM100 98H101V100H102V102L100 101ZM108 98H110V99H108ZM145 98V97H144ZM178 98V97H177ZM247 98V99H246ZM21 99V100H20ZM24 99V101H22ZM52 99H54V100H52ZM56 99H58V100H56ZM73 99V100H72ZM151 99V101L152 102H154L153 100ZM27 100V101H28ZM29 100V101H30ZM75 100V101H74ZM98 100H99V102H98ZM104 100V101H103ZM144 100L145 99H143L142 101L144 102ZM106 101V102H105ZM8 102H12L13 103V107H14V109L13 108H11V112H10V109H9V107H7V103ZM108 102V103H107ZM124 102L125 103H129L128 104V106H129V108L127 109V108H124V106L126 107L127 106V104L125 105L124 104ZM142 102V104L141 105H144V103ZM220 102H221V100H220ZM220 102L218 101V102H213V106L212 107H215V105H218V104H220ZM76 103H79V105H77V106H75V104ZM104 105H102V104ZM131 103V104H130ZM242 103V104H243ZM55 104V105H54ZM81 104H82V106L83 107H81ZM148 104H151V102L149 101L148 102ZM26 105V106H25ZM53 105V106H52ZM100 105V106H99ZM119 105V106H118ZM132 105V106H131ZM138 105V104H137ZM2 106H3V108H2ZM121 106V107H120ZM130 106H131V108H130ZM52 107H54V108H52ZM59 107V108H58ZM82 109H81V108ZM108 107H110L113 111H114V109H115V113L113 114V115H110V114H105V110L106 109H108ZM139 107V106H138ZM4 108H6V109H4ZM15 108H18V109H15ZM67 108V109H66ZM83 108H84V110H83ZM104 110H103V109ZM122 108L123 109H125L124 111L125 112H123V110H122ZM145 108V107H144ZM143 108V109H144ZM58 109H61V110H58ZM63 109V110H62ZM66 109V111L67 112H65L64 110ZM76 109V110H75ZM99 109V110H98ZM129 109H131L130 111H129V114H128V110ZM134 109V110H135ZM148 108H146V109H144V112H145V110H147ZM3 110L4 111H9V112H3ZM14 110H16V111H14ZM18 110V111H17ZM30 110V111H29ZM47 110V111H46ZM51 110H52V113H51ZM81 110V111H80ZM82 110L84 111V112H82ZM86 110H88V111H86ZM122 110V111H121ZM127 110V111H126ZM218 110H219V112H222V115H220V114H218L217 115V117H219V118H223V115H226L225 114V112L223 111V109L222 108H218ZM221 110V111H220ZM14 113H13V112ZM21 111H22V113H21ZM31 111H32V116L34 117L31 121H30V114H31ZM46 111V112H45ZM54 111V112H53ZM79 111V112H78ZM143 111V110H142ZM26 114H25V113ZM59 112V113H58ZM2 113H3V115H2ZM15 113H17V114H15ZM61 113V114H60ZM64 113H66L67 115H68V117H65V115L66 114H64ZM68 113H70V114H68ZM80 113V114H79ZM122 113H125V114H128V115H124L123 114V117L121 116L122 115ZM133 114L132 116H130L131 114ZM141 113V112H140ZM29 114V115H28ZM39 115V116H36V115ZM46 114V115H45ZM49 114V115H48ZM77 114H78V117H77ZM85 114V115H84ZM121 114V115H120ZM233 114V113H232ZM20 115H21V117L23 116V118H18V117H20ZM27 115V116H26ZM45 115V116H44ZM61 115V118H57V117H59ZM63 115H64V117H63ZM86 115H88V117H89V119H85L87 116ZM98 115V116H97ZM137 116L139 115V114H136ZM220 115V116H219ZM17 116V117H16ZM95 116H96V118H95ZM101 116H103V117H101ZM136 116V117H137ZM48 117V118H47ZM55 117V118H54ZM73 117V118H72ZM98 117V118H97ZM119 117V118H118ZM27 118V119H26ZM25 119H26V121H25ZM59 119H61V122H60V120ZM74 119H77L76 121H74V122H71L72 120H74ZM83 119V120H82ZM101 120V125H100V120ZM139 119V118H138ZM18 121V122H16V121ZM29 120V121H28ZM65 120V121H64ZM82 120V121H81ZM84 120H86L85 122H84ZM98 121V123H97V121ZM108 120V121H107ZM124 120H126L125 122H123ZM140 120V119H139ZM139 120L136 122V123H138L139 122ZM14 121V122H13ZM42 121V120H41ZM43 121V122H44ZM119 121V122H118ZM12 122V123H11ZM59 122V123H58ZM66 122V123H65ZM84 122V123H83ZM95 123H97V124H95ZM111 123V124H110ZM17 124H15L14 125V127L17 125ZM20 124V125H21ZM64 124V125H63ZM65 124H66V129H67V131H66V129H65V131L66 132H64V133H66V134H64L63 133V126L65 127ZM72 124V125H71ZM94 124V125H93ZM115 124H117L116 125V128H115ZM263 124H264V121H263ZM10 125H12V126H10ZM17 125V126H18ZM39 125V124H38ZM63 125V126H62ZM98 125V126H97ZM121 125V126H120ZM135 125H137L136 127H135ZM157 126V125H156ZM159 126V125H158ZM202 127H204L203 125H201ZM32 127V126H31ZM47 127H48V125H47ZM48 127V128H49ZM72 127H74V129L72 128ZM75 127H77V129L75 128ZM92 127V128H91ZM97 127H99L98 129H97ZM142 127V128H141ZM202 127H200L198 130L200 131H202V133L200 134V132L199 133H196L197 132V130H196V132H195V130H193V131H191V132H189V129H190V127H185L186 129H184V126H183V128H182V126L181 127H179L178 129H177V132L175 131V134H176V136H178V137H181V139H183L184 137L183 136H187V135H190L191 133H193V134H198V135H200V137L201 138H199L198 140V142L197 141H195V142H197V143H202L200 146L202 147V148H200L199 147V149L200 150H204L202 153H201V155H198L197 156V159H201V158H207V157H205V155L207 154V156L209 157V160L210 159H212L211 157L213 156V152H214V148H213V151L212 150H210V148L214 145V144H210V145H212L211 147L209 146V140L211 139H209V137L205 134V132H203L204 131V129L202 128ZM12 129H16V128H12ZM36 129H38V128H36L35 127V130L34 129H32L31 130V133L33 134H35V132H36V134H38V133H40V131L39 130H36ZM62 129V130H61ZM73 129V130H72ZM85 129H89V131H91L92 132V134H91V137L90 138H87V135H86V131H84ZM113 130V132H112V130ZM115 129V130H114ZM140 129V130H139ZM143 129V130H142ZM192 129V128H191ZM34 130V131H33ZM118 130V131H117ZM184 130V131H183ZM16 131V130H15ZM72 131V132H71ZM81 131V132H80ZM84 131V132H83ZM100 131H102V132H100ZM107 131H108V133H107ZM110 131V132H109ZM127 131V130H126ZM54 132H59V133H57L58 134V136H55V135H57L56 133H54ZM71 132V133H70ZM98 132H100V133H98ZM116 132V133H115ZM122 132H123V130H122ZM185 132V133H184ZM20 133L22 134V136L20 137ZM80 133V134H79ZM98 133V134H97ZM114 133V134H113ZM120 133V132H119ZM124 133H125V130H124ZM129 133V132H128ZM128 133H127V136H125V138L124 139H129L130 137H133L134 135L132 134V133H129V136H128ZM54 134V137L56 138H58L57 139V141L55 142V144L58 146V145H60L58 142H60L61 140H67L66 141V143L68 144V142H69V144L67 145L66 143V145L68 146H60L61 148H55V149H57V151L59 150V152L58 153H55V154H53V156L51 155L52 153H50V152H53V151H50V152H48L49 150H51V149H54V147H57L56 145H54V142H53V147L52 146H49V145H51V143H52V141H53V137L52 136H50V139L48 140L47 139V142H45L46 141V138H45V140L44 141H42L43 142V144L44 143H46L47 145L44 147L45 149H43V151L45 152H43V153H41V148H42V146H38V144L41 142V138H43L44 139V137L45 136H49V135H53ZM89 134V133H88ZM104 134V135H103ZM109 134V135H108ZM112 134V135H111ZM183 134V135H182ZM262 134H264V131H263V133ZM25 135H28L27 137L25 136ZM121 135V134H120ZM123 135V134H122ZM24 136H25V138H24ZM64 136V137H63ZM98 136H100V137H98ZM108 136V137H107ZM110 136V137H109ZM112 136V137H113ZM117 136H118V134H117ZM60 137H61V140H60ZM76 137V138H75ZM97 137V138H96ZM127 137V138H126ZM54 138V140H56ZM94 138V139H93ZM105 138V139H104ZM208 138V139H207ZM33 139H38V137H35V138H33ZM207 139V140H206ZM75 141L74 143H77V142H79V143H81V141L83 142L82 144H83V148H82V144L80 145V144H73V142L72 141ZM96 140V141H95ZM98 140H102V143L101 144H103V145H101V147H100V144H99V148L96 146V145H98V143H97V141ZM227 140H230L229 138L227 139ZM226 139H225V142L223 141V140H219V141H217V142H212V141H210V143H217L218 144V146L220 145H222L221 147L219 146V151L220 152H226V153H223L221 156H220V154L219 155H217L216 156V161H218V159H219V164H218V162H216V164H218V166L220 165V163H222V164H225V166H224V168L223 169H221L220 168V170H218L217 171V173L218 174H221V173H227V163H228V161L229 162H231L232 164H235V165H239L240 166V168L241 167H243L244 166V164L242 163V160L240 159L241 157H242V155H240L241 157H239L238 156V158L239 159H236L237 157H235V154L236 153H240L243 149H245L247 146H244V145H246V144H248V143H245V142H242V144H241V146H240V150H238V148H237V150L234 148V149H228L229 147H228V142L229 141H227ZM20 141H21V143H20ZM27 142V144H26V147H24L22 144L24 143V142ZM63 141H61V143L63 142ZM87 141V142H86ZM95 141V142H94ZM65 142V141H64ZM63 142V143H64ZM73 144H71V143ZM92 142V143H91ZM224 142V143H223ZM58 143V144H57ZM111 143V144H110ZM222 143V144H221ZM225 143H227L226 145H225ZM42 143H41V145H43ZM70 144L72 145V146H70ZM85 144V145H84ZM181 144V146L183 147L184 146V149H185V155H186V153H187V155H186V157H190L188 160H192V159H195V157L193 158V156H192V153H191V149L193 148L191 145H188V144H186V143H184V142H182V143H180ZM216 144V145H217ZM19 145H22L21 147H19ZM62 145V144H61ZM87 145H88V147H87ZM91 147H90V146ZM104 145H106V146H104ZM110 145V146H109ZM225 145V146H224ZM33 146H35L34 148H33ZM49 146V147H48ZM84 146L86 147V149H84ZM112 146V147H111ZM177 146V145H176ZM187 146H189V148L187 147ZM191 146V147H190ZM39 147V148H38ZM102 147H104V148H102ZM148 147V146H147ZM224 147V148H223ZM228 147V148H227ZM94 148V149H93ZM108 148V149H107ZM111 148H112V152H111ZM35 149H39L38 151H40V152H38L37 150H36V152H37V154L35 155L34 154V151H35ZM84 149V150H83ZM92 149V150H91ZM212 149V148H211ZM226 149V150H225ZM34 150V151H33ZM46 150V151H45ZM88 150H90L91 151V153H90V151H88ZM101 150H103V151H101ZM114 150H115V152H114ZM141 150V149H140ZM209 150L210 151H212L211 153L209 152ZM224 150V151H223ZM232 150V151H231ZM233 150H235L236 152H235V154L234 153H232L231 154V152H234ZM88 151V152H87ZM98 151H100L99 153H98ZM122 153H124L123 155L122 154H120L121 152ZM231 151V152H230ZM29 152V153H28ZM33 152V153H32ZM48 152V153H47ZM112 153V155H110L111 153ZM156 152V153H155ZM158 152V153H157ZM171 153L173 152V150H171L170 151ZM204 152H205V154H204ZM207 152H209V154L207 153ZM227 152H228V154H227ZM14 153V154H13ZM40 153V154H39ZM87 153H89V155L87 154ZM96 155H95V154ZM113 153L115 154V153H117V155L115 154V156H113ZM127 153V154H126ZM246 153V152H245ZM21 155H22V153H20ZM32 154V155H31ZM138 155V153H135V155L133 154L132 155V153H131V157L133 158V156H137ZM144 153L142 152L141 153V155H143ZM189 154V155H188ZM200 154V153H199ZM211 154H212V156H211ZM224 154H226V155H224ZM247 154H249L248 152H247ZM4 155H5V157H4ZM24 155V154H23ZM84 156V159H88L89 158V160H85V161H88V163L87 164H85L84 163V161H82V159H80V158H82L83 156ZM97 155H101L102 156V158H101V156L99 157V156H97ZM108 155H110L111 157L113 156V158L114 157H116V158H112V160H110L109 158H110V156H108ZM172 155V154H171ZM223 155H224V157H223ZM229 155V157H227ZM234 155V156H233ZM3 156V157H2ZM16 156H19V157H17V159H16ZM33 156V157H32ZM50 156V157H49ZM80 156H82V157H80ZM90 156V157H89ZM93 156V157H92ZM94 156L96 157L97 156V158H94ZM119 156H122V157H120L119 158ZM172 156H174V155H172ZM47 157H48V159H47ZM76 157H79L78 158V161H77V163H76V165H73L72 166V161L74 160V158H76ZM88 157V158H87ZM107 157V158H106ZM138 157V156H137ZM137 157H136V159H137ZM219 157V158H218ZM65 158V160L64 161H66L67 163H65L64 161H62L63 159ZM104 158V159H103ZM125 158V157H124ZM123 158V159H124ZM159 158V157H158ZM222 158V159H221ZM230 158H232V160H233V158L235 159V160H231ZM261 158V157H260ZM33 159V160H32ZM67 159H68V161H70V163L67 161ZM83 159V160H84ZM92 159V160H91ZM106 159H109V161H112V162H110V163H107V161H106ZM120 159V160H119ZM122 159V161H124ZM35 160H36V164H35ZM76 160V159H75ZM113 160H114V162H113ZM116 160V161H115ZM155 160V159H154ZM179 160V159H178ZM207 160H208V158H207ZM206 161V162H210V161ZM240 160V161H239ZM253 160H255L254 162L256 163L259 159L258 158H256L255 157V159H252V162H250V161H248L247 163H248V167H251L250 169H249V171H248V173H246L248 176H252V175H255L257 172H258V174L257 175H259L260 173H261V175H259V177H258V179H256L257 177H255V181L257 182H255V183H253L254 185H257V191L259 190V188H260V184L262 183V181H260L261 180V178L263 177L264 178V167H262L263 165H261V164H257V165H259L258 167H255V166H252V164H254L253 163ZM264 160V157L263 158H261V161H263ZM45 161V162H44ZM108 161V162H109ZM119 161V163H117ZM176 161H177V159H176ZM223 161V162H222ZM260 161V160H259ZM37 162H38V164L41 162V168L39 167L40 165H38L37 164ZM44 162V163H43ZM61 162V164H59ZM63 162V163H62ZM74 162V161H73ZM249 162L251 163V165H249ZM69 163V164H68ZM75 163V162H74ZM96 163L97 164H99L98 166L96 165ZM106 163V164H105ZM240 163V164H239ZM243 165H242V164ZM19 164V163H18ZM20 164H22V163H20ZM62 164H65V165H63V167L64 166H66V168H64V170H65V172H61V169H62V167H61V169L59 168V166L60 165H62ZM67 164V165H66ZM85 164V165H84ZM90 164H92L91 165V167H90ZM115 164H118L117 165V167H116V165ZM124 164V163H123ZM129 164H132V168H130V166H129ZM152 164V165H151ZM159 164V163H158ZM158 164L156 165V167H158ZM231 164V165H232ZM3 164H0V169H1V167H3L2 166ZM36 165H38V166H36ZM42 165L44 166V167H47V168H44V167H42ZM101 165H102V167H101ZM104 165V166H103ZM155 165V164H154ZM242 165V166H241ZM254 165H256V164H254ZM97 168H96V167ZM107 166H110L111 168H108ZM113 166V167H112ZM119 166H121L122 168H121V170H120V167ZM168 166V165H167ZM173 166H174V168H175V165L174 164H172V165H170V168H172V169H174L173 168ZM236 166V167H237ZM238 166V167H239ZM36 167H38L39 169H37ZM100 167H101V169H100ZM105 167H107L106 169H105ZM114 167H116V168H118V171H117V169L116 168H114ZM124 167V168H123ZM134 167V168H133ZM159 167H161V166H159ZM263 168V170H262V168ZM44 168V169H43ZM54 168L55 169H57L58 168V170H60V173H59V175L57 174V177H56V179H61V175H62V177H65L66 179L64 180V178H62L61 179V181H62V183L64 182V184L62 185V183H61V187H59L60 185V183L58 184V182H56L57 183V186H53V184H48L49 182H51L53 179V177L55 176V170H54ZM87 168V171L85 170ZM127 170H126V169ZM130 170H129V169ZM164 168L166 169V167L164 166ZM256 168V169H255ZM113 169H115V170H113ZM134 169V170H133ZM179 169V168H178ZM177 169V170H178ZM189 169H193V170H189ZM224 169H226V170H224ZM257 169H258V171H257ZM25 170V169H24ZM67 170H71V169H69V167H68V169ZM93 170V171H92ZM261 170V171H260ZM112 171V172H111ZM115 171V172H114ZM121 172V173H116V172ZM130 171H131V173H130ZM134 171V172H133ZM138 171H140L141 172V174H140V172H138ZM166 171V170H165ZM180 171H182V169L180 170ZM179 171V172H180ZM222 171V172H221ZM250 171H252V172H250ZM50 172V173H49ZM58 172V171H57ZM178 172V173H179ZM251 174H250V173ZM39 173H40V175H39ZM53 174V175H52ZM101 174V175H100ZM140 174V175H139ZM142 174H144L145 175V179H147L148 180V182L145 184L146 186L145 187H143L144 186V184H142L140 181V177L142 176H144V175H142ZM83 175H84V177H83ZM114 175V176H113ZM122 175V176H121ZM133 175V176H132ZM150 175H152V176H150ZM194 175V176H193ZM43 176V175H42ZM140 176V177H139ZM151 177V180H149L148 178L149 177ZM88 179H87V178ZM100 177H101V179H100ZM123 177V178H122ZM141 177V178H142ZM196 177V178H195ZM238 177V175H235V177L234 178H237ZM69 178V177H68ZM95 178V179H94ZM102 178H103V180H102ZM198 178V179H197ZM55 179V178H54ZM78 179V180H77ZM100 179V180H99ZM133 179L135 180V181H133ZM193 179L197 182L196 183V185L197 184H199V186L197 185V187H199V188H201L200 190H196V191H194L193 189L195 188L193 185H194V182H193ZM211 182V185L212 184H214V186L215 187H209L208 186V184L207 185H205L207 182H209L208 180ZM82 180V181H81ZM258 180L260 181V183H258ZM38 181V182H39ZM55 181H58V180H55ZM60 181V180H59ZM85 181V182H84ZM104 181V182H103ZM130 182L128 185H124L125 184V182ZM202 181V182H201ZM35 182V183H36ZM87 182H88V184H87ZM97 182V183H96ZM181 182V181H180ZM209 182V183H210ZM224 182H226V183H224ZM90 183H92V185L90 184ZM112 183V184H111ZM119 185L118 187H117V184ZM36 184H38V183H36ZM67 184V185H66ZM86 184V185H85ZM99 184H100V186H99ZM105 184V185H104ZM106 184H109L108 186L106 185ZM136 184V185H135ZM242 184V183H241ZM55 185V184H54ZM59 185V186H58ZM89 185H90V188H89ZM113 185V186H112ZM137 185H139L138 187H137ZM141 185V186H140ZM195 185V186H196ZM210 185V186H211ZM222 185V186H221ZM262 185H263V189H264V181H263V183H262ZM68 186V187H67ZM81 186V185H80ZM96 186H97V188L98 189H100V190H98V189H96ZM102 186H104V188L102 187ZM135 186V187H134ZM219 186H221L222 188V190H219ZM60 189H59V188ZM65 187H67V188H65ZM93 187V188H92ZM107 189H106V188ZM132 187V188H131ZM226 187H228V188H226ZM253 187V186H252ZM54 188V190H52ZM56 188H58L59 189V191L57 192V191H55V190H57ZM64 188V189H63ZM73 188H75V187H73ZM93 189L92 191L90 190V189ZM114 188V189H113ZM123 188V189H122ZM140 188L142 189H145V190H141L140 191ZM218 188V189H217ZM224 188H226V189H224ZM233 188V189H232ZM63 189V190H62ZM96 189V190H95ZM105 189V190H104ZM121 189V190H120ZM198 189V188H197ZM40 191V192H38V191ZM45 192H44V191ZM62 190V191H61ZM137 191L135 194H137V195H134V197H136V199L134 198V200H133V198H132V196H130V193H131V191ZM175 190V191H174ZM219 190V191H218ZM241 190H244V191H242V192H240ZM31 191H32V193H36L35 191H37V193L35 194L36 196H34V194H32L31 193ZM44 192V193H46L44 196H42L43 198H40L39 196H37V195H40L41 196V192ZM55 191V192H54ZM114 191V192H113ZM118 191H121V192H119L118 193ZM144 191H146V192H144ZM231 191H233L234 193H236L237 194V196H235L234 195V193H232ZM42 192V193H43ZM116 192V193H115ZM177 192V191H176ZM259 192V191H258ZM67 193V194H66ZM69 193V194H68ZM83 193V195H85V194H87V193H85L84 194ZM111 193V194H110ZM120 193H121V196H120ZM51 194V195H50ZM62 194V195H61ZM116 194V195H115ZM170 194V195H171ZM181 194V195H180ZM58 195H61V198H60V196L59 197H57ZM69 195V196H68ZM95 195V194H94ZM253 195V194H252ZM118 196V197H117ZM143 196V197H142ZM257 196V197H256ZM37 197H38V199H37ZM49 197L51 198V199H49ZM62 197H65L66 198V200H67V202H66V200H63V198ZM73 199H72V198ZM105 197H107V198H105ZM120 197V198H119ZM130 197V198H129ZM261 197L263 198V196H259V195H255L254 196V199H250V200H252V204H250V200H247V201H249V202H247V204L246 205H248L249 204V207H250V205L252 206L253 204H254V202H256L255 204L257 205V208H256V210H257V212H258V210H261L263 213H264V211L260 208V203L262 202L261 200ZM55 198H57L55 201H56V203H58V204H56L55 203V201H54V199ZM60 199V201H59V199ZM64 198V199H65ZM70 198H71V200H70ZM109 198V199H108ZM117 198V199H116ZM121 198H122V200H121ZM128 198V199H127ZM258 198H260V200L258 199ZM106 199V200H105ZM130 199V200H129ZM51 200V201H50ZM70 200V202H68ZM77 200H78V202H77ZM80 200V201H79ZM108 200V201H107ZM128 200V201H127ZM211 200H214L213 202L211 201ZM34 201H36V202H34ZM41 201H43V202H41ZM50 201V202H49ZM101 201V200H100ZM155 201V202H154ZM163 201V202H162ZM165 201V202H164ZM258 201V202H257ZM64 202H65V204H66V206H64L65 204H64ZM76 202V203H75ZM103 202H107L106 203V205H105V203H103ZM124 202V203H123ZM136 202V203H135ZM149 202V203H148ZM156 202H158V203H156ZM159 202H162L160 205H161V207H160V211L158 212V209H159V206H157L156 207V204L158 205L159 204ZM260 202V203H259ZM32 203V204H31ZM112 203H111V205H112ZM129 203V204H128ZM156 203V204H155ZM17 206H16V205ZM63 204V205H62ZM73 204H72V208H73ZM105 205V207H104V205ZM124 206H123V205ZM164 204H166V205H164ZM171 204H172V206H171ZM217 204V205H216ZM262 204V203H261ZM52 205H54L53 206V208H52ZM76 205V206H77ZM120 205V206H119ZM214 205H210L209 207L210 208H212V206L214 207ZM85 206H87L86 207V209L88 208V205H85ZM118 206V207H117ZM165 206V207H164ZM233 206V207H232ZM262 206H264V204L262 205ZM33 207H35L34 209H32ZM64 208L65 207V209L64 210H62V211H60V209H58L57 211H55L54 209H56V208ZM206 207V209H207V206H204L203 207V209ZM231 207V208H230ZM17 208L18 209H20V210H17ZM28 208V209H27ZM53 210H52V209ZM67 208H69L70 210L69 211H67L66 209ZM74 208H76V207H74ZM97 208V209H98ZM161 208H164L163 210L161 209ZM209 208V209H210ZM214 208H216V207H214ZM14 209V210H13ZM203 209H201V210H203ZM254 209H255V207H254ZM31 210H33V211H31ZM232 210V211H231ZM251 210H253V208L251 207ZM22 211H23V213H22ZM53 211V212H52ZM60 211V212H59ZM198 211V210H197ZM29 214H28V213ZM58 212H59V215H56V214H58ZM63 212V213H62ZM161 212V216H160V213ZM32 213V214H31ZM256 213V212H255ZM11 214V213H10ZM34 214V215H33ZM79 214V215H78ZM17 216V218H16V216ZM61 215V216H60ZM259 215V214H258ZM264 214H262V218L264 217L263 216ZM28 216V217H27ZM238 216V215H237ZM20 217V218H19ZM79 217V218H78ZM235 217V216H234ZM261 217V216H260ZM17 220H16V219ZM27 218V219H26ZM73 218V219H72ZM78 218V219H77ZM14 221H13V220ZM24 221H23V220ZM60 219V220H59ZM79 220V219H81L80 221H82V222H79V221H75V220ZM21 220H22V222H21ZM29 220V221H28ZM259 220V219H258ZM77 224V226L75 225V223ZM254 222H257V220L256 221H254ZM59 223H60V225H59ZM91 223H92V221H91ZM64 226H63V225ZM170 224V225H169ZM73 226V230L72 231H74L75 233L74 234H72L73 232L71 231V232H67V227H69V226ZM93 225H95V226H93ZM58 226H57V228H58ZM71 226V227H72ZM86 226V227H87ZM97 226V227H96ZM198 226V225H197ZM22 227V228H21ZM27 227V229H25ZM62 227L64 228V227H66L64 230H62ZM84 227V228H83ZM93 227H94V229H93ZM257 227V226H256ZM75 228V229H74ZM100 228V227H99ZM179 228V229H178ZM22 229V231H20V232H23L22 234L19 232V230H21ZM91 229V230H90ZM172 229V230H171ZM26 230V231H25ZM56 230V229H55ZM83 230H85V232L83 231ZM95 230V231H94ZM105 230V229H104ZM174 230L176 231V230H183V231H188L193 237H194V240L198 243V245H197V248L199 249V253H198V256L197 257H195L194 259H189V260H185V261H183V262H180V261H175L173 258H172V256H173V247H174V244L172 243L173 242V240H171V238H172V236H171V234H172V232H174ZM24 231H25V233H24ZM103 231V230H102ZM100 232V231H99ZM171 232V233H170ZM12 233H13V235H12ZM25 234V235H24ZM102 234H104V233H102ZM253 234V235H252ZM21 235V236H20ZM52 235V236H51ZM260 235V236H259ZM55 236V237H54ZM58 236V237H57ZM87 236L89 237V236H91L92 238H96V239H92L91 240V242H89L90 240L87 238ZM99 236V235H98ZM258 238H257V237ZM27 238H29L28 240H27ZM69 238V239H68ZM37 239V238H36ZM36 239H35V241H36ZM105 239V238H104ZM69 240H73V241H69ZM14 241H16L17 243H15ZM45 241V242H44ZM86 242V241H85ZM104 241H102V243H103ZM195 242V243H196ZM35 243V242H34ZM42 243H43V245H42ZM65 243L67 244V245H65ZM93 243H95V244H93ZM106 243V242H105ZM172 243V244H171ZM20 244H22V245H20ZM30 244H33V243H31L30 242ZM45 244V245H44ZM93 244V245H92ZM135 245L136 247L134 248V246L133 245ZM33 245H35V244H33ZM102 246V245H101ZM121 246V245H120ZM99 247V246H98ZM97 247V248H98ZM124 247V246H123ZM96 248V247H95ZM103 248H105V250H106V246H102L101 247V249H103ZM101 249H99L98 248V250L100 251V252H98V254H100V255H102L103 253H102V251H101ZM132 249H134V252H132L131 250ZM257 251H258V253H257ZM14 252V251H13ZM67 252V253H66ZM70 252V251H69ZM82 252L83 253H85V251H83V249H82ZM82 252L80 253V254H78V255H75V256H73V258H72V261L75 263V264H83V262L81 261V257L83 256L82 255ZM108 252V251H107ZM52 253V254H51ZM71 253V252H70ZM124 253H127V255L129 254H131L129 257H127V255H125V256H123V254ZM47 254H48V256H47ZM49 254H51V255H49ZM97 254V255H98ZM61 255H63L64 257H62ZM80 255H82L81 257H80ZM47 256V257H46ZM59 256H61V258L60 259H58L59 258ZM7 258L9 257L8 255L6 256ZM45 257V258H44ZM56 259H55V258ZM58 257V258H57ZM102 257V256H101ZM5 258V257H4ZM2 259L1 261H0V264H10L9 263V260L8 259ZM44 258V259H43ZM51 258H52V260H51ZM63 258V259H62ZM79 259V260H78ZM104 259V260H103ZM173 259V260H172ZM54 260V261H53ZM60 260V261H59ZM62 260H64V261H62ZM75 260H78L77 262L78 263H76V261ZM51 261V262H50ZM53 261V262H52ZM80 261V262H79ZM67 262H68V260H67ZM67 262H66V264H67ZM71 263V262H70ZM97 263V262H96ZM107 264V263H106Z\"/></svg>",
  "mask_w": 264,
  "mask_h": 264
}]
</instances>
